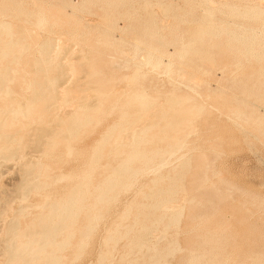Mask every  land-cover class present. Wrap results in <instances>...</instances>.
Instances as JSON below:
<instances>
[{
	"label": "rangeland",
	"instance_id": "374dc122",
	"mask_svg": "<svg viewBox=\"0 0 264 264\" xmlns=\"http://www.w3.org/2000/svg\"><path fill=\"white\" fill-rule=\"evenodd\" d=\"M145 1H147V0H0V10H2L1 12H3L4 14L5 13H8L7 15L5 14L6 16L3 13H0V18L2 17L3 20H4L3 21L2 18H1V21L2 22H6L7 21V23H8V21L11 22V24L9 23V25L11 26L12 31L15 30V33L17 32V34L19 35V38H22V37H25V36L27 37V35L29 34L28 35V38L30 40L28 38L27 39L29 41H32V42H29V41L26 42L25 41V38L26 37L24 39L22 38L23 39V42L25 41V43H26V44L23 43V44H25L24 46H25V50H26V55H24L25 52H23V53L20 52L19 55H18L20 59L18 58V60H17L20 63L17 62L16 65L15 64L14 65H11L13 67L10 68V70H13V71L16 70V72L14 71L16 75L13 72L9 71V73L11 75L10 77H11V79L14 80V82H13V80H9L7 82V86H8V88L10 90L12 89L11 92H12V94L13 93L15 94V95L13 94L14 97H17V99L23 100L24 98H26V97H28L29 95L32 94V91L30 89L27 88V91H26V84H27L26 83V79H28L29 76L31 78V76L33 75L32 71H33V68H34V63H35V61H37L39 59V58H37V56L39 57V55H40L39 52H38L39 51L38 48L40 49L41 44H43L44 41L46 39H48L47 36H49V39L52 37L53 42H54V45L55 46L58 45V47L57 46L56 47L58 49H60L59 44H57V43H60L59 41H61V39H62L63 36L67 37L66 34H68V37L70 36L69 37L70 39H68V37L67 38H64L63 37V39H62L61 42L64 41L66 44L62 43V44H64V46L62 44H60V45H62L61 46L62 48H64V47L67 48V50H66L67 57L65 59V56L66 55L63 53L65 55L63 57V55L61 53V54L57 55L58 58L55 57V59H54V60H56V58H57V60H56L57 63L56 62H53V63L59 65L60 60H61L60 57H61L62 58L61 62H64V63H62V64L60 63V64L65 67L63 69L66 70V73H68L67 75L68 76L70 75L71 83H72V81L75 82V85H74L73 90H75V89L76 90L75 91H72L68 96L70 97V95H71L70 98L75 99L77 97V93H74V92H78V94H79V92H81V90H79V89L80 88L82 89L83 87H85V85H82V83L83 84H86L88 81H91L92 79H93V82H90V83H93L92 86H95L96 85L95 86L96 88L102 90V92L99 93V95H101L103 93L102 94V97L101 96H98V100L99 101H97L98 103L101 101L100 103H101V107L103 109L101 108V110L99 112L100 114L98 113L99 115H97L98 117H96L97 120L95 119V121L93 122V125L90 124V125H87L88 127L86 126V127L82 128V130H81V132H80V134L78 136V139H77L78 141H75V142L73 141V143H72V154H74V155L71 154V156H73V158L69 155V157L72 158L71 160L70 159L69 160L66 159V158H68V156L67 155L65 156V154H66L65 147L59 145L56 148H50V149H48L47 151L49 152V150H50V152H49V154L48 153L46 154L47 156L46 155L42 156L40 154V153H44L45 154L47 152L46 149L44 151H42V152H38L37 153V155H38L37 157L38 158L36 156H34L36 154L34 150L28 149V150L25 151V155H24L25 158L24 159L22 158L23 160H20V161H17V162L14 161L15 163H13V165L17 164L18 162L20 164L22 162L29 161V160L36 161V159H37L39 161L41 159L40 160V163H42L43 166H46V164H47L46 167H48V169L50 171L49 173L51 175H53V176L54 175H61V176L64 175V176H66V174L69 173V172H70L69 174L75 173V176H78L79 175L78 176L79 178L78 177L77 178L80 181V179H81L80 177H81L82 173H84L83 172V169H84L83 167H86V165L89 167L88 164H90V163H86V159L89 160L88 157H90V156L93 155V152H94L93 149L94 148L97 149V147L100 148L102 146V140H103V137H104L103 134L106 135V137H107V133L105 134L104 131L109 132L110 130H108V128L109 129L113 128V126L116 125V122L122 124V121L124 120V118H123L124 115L121 112L123 110H125L127 112H124L123 111V113L125 115H126V113H128V115L125 116L126 117L125 118L126 122H124L125 124H122V125H127L126 123H128V121L129 122L130 121L132 122L133 121V118L135 119V117H138V116H136L137 113H138V110H139V109L137 110V108L139 107L140 109H142V107H140V104H138V103L139 102H142V101H139V102H136V103H131V106L129 107V105H127V103L129 104V98L131 99V97L128 96L130 93L133 95V96L132 95H130V96L134 97L133 91H135V94L142 93L144 91L145 93H143V94H145V97H147V95H149L148 97L151 96L153 98L152 99V98H148L147 97V101L150 99V100H154V102L157 103V104H153L154 102L152 101L151 104H153L154 107L156 106L158 108L161 105V104L158 105V103H162V105L164 104L163 107L166 105V108L167 109L169 108V106H167V101H168L167 99H169L171 96H172L171 98H174L173 97L174 96L173 94H176L175 95V98H176L177 95L179 96L180 99L185 97L184 98L185 100L182 101V108L185 109V111L187 109L188 110L189 109L190 110H195V109H193L194 107L200 108V107L204 106L205 108H204V110H202L201 113H196L195 112L196 114L194 115V117H192L193 116L192 114H191L192 116L191 115H188V117L186 116L187 118H185L183 116L186 119V120H184L183 123H185V121H187L186 123H188V124H184V126H183L182 123H181L182 126H180V128H178V130L174 129L175 130V133H174V130H170L174 134L177 133L176 135H173L170 131L168 133L167 130H161L160 129V126L165 125V124H163L164 123L163 120H160L159 121V122H161V124L159 125V128H156L155 127L156 130H157V132L155 131L156 134L158 133V129L161 130V131H159V134L160 133L161 134H165L164 131H166L168 133L169 137L166 138L165 136H167V135L165 134L164 137H163V139L164 138L165 139L170 138L171 140H168V141L169 142H171V141L173 142L172 139L175 138L174 141H177L179 139L178 141L184 142L183 140L181 141V139L184 138V140H185V143L184 144H185V146L187 144V146L186 147L183 146V147H185L184 148L185 150L184 149L183 150H180L181 152H179L178 155L175 158H171L170 159L171 160V163L172 162L173 163L177 162V163H175V164L172 163L171 164L170 162L167 161L166 164L168 163L169 165H166L165 164L167 166V167H164L165 169H163L164 164L162 166H160L161 164H158L157 166H160L159 169L162 168L163 171L160 173V172H158L159 169H157L158 171H156V172H158V173L155 172L154 174H152V175H155L156 174L157 176H160V177H161V175H163V177H165L167 175L166 173L170 172L168 174H171V171H172V173L174 172L173 170L176 171L173 174H175V175L177 174L176 175V179L177 180L180 179V181H177V180L176 181L177 182H180L181 185H180V183H177V192H176L177 194L176 193H173V194H176L175 196L173 194H169L168 193L171 196V202L172 203L170 202L167 207H170V204H172L171 206H173L174 203H175L174 206L176 204L181 205V207L184 206L183 207V210L181 208V210L183 211V215L180 217L179 225L178 224H175L174 225L175 227L176 226L177 227L179 226V227L178 228L177 227L176 228L175 227L173 228V225H172L171 227L173 229L172 228L169 229L170 226L167 223L170 222V221H168L170 219H168V220H166V219L169 218L168 217L169 215H171V214H169L170 212H168L170 210L167 211L166 209H155V205H156L157 202L153 198H151V197H153V193H154L155 189H158V191H159L160 188H163L162 186H165L166 185V186L169 187V184L166 181H168L170 179H168V180L165 179L163 182L161 181L162 183L160 182L159 184L158 183L155 184L152 180L155 178L154 179V181H155L157 178L159 179V177H155L156 176L155 175V176H153L154 178H152L151 172H149L150 175H148L149 173H147L148 172L147 171L145 173H147L148 176H146L145 173H144V174H142L140 176L139 179L137 178L134 181V183L132 182L134 184V187L133 188L131 187L133 185L132 184V185H129L131 188H128V187L126 188L127 190L129 189L128 191L125 190V192H124V191L121 190L122 192L121 191L118 192V194H119V196L117 194V198L118 199L115 197L116 201H115V199H114V201H112L111 207H108L109 208V211L108 212H105V210L107 211V207L106 206H110V203H108L109 205H104L105 206V207L103 206L104 208L102 207V208L98 209V207L97 208L94 207V209H93L92 208L93 207L92 205L94 203V198H91V196L88 197V199H91V200L87 201V203L90 202L89 205H91V207L88 206V208H89V209L87 208L88 209V212H85V214L84 213L81 214L78 217V220L76 218L77 221L74 220V223H77V224H74L73 225V229L71 228V230L72 231L74 230L75 235L73 236L74 238H71L70 241H69V246L67 247L68 248V251L65 248L66 251L64 250V251H62L63 253H61V252L59 253V255H61V257L62 256H65V258L62 257V261L61 262H64V264L66 262H67L66 264H143V263L144 264H149V263H151L154 260V259H152L154 256L160 255L162 257V259H161V263L162 264H190V263L191 264H195L193 262H198L197 264H200V261H201V264H203L205 260H206V262L207 261L209 262L211 259L215 258V253H216L217 254L216 256H218V257L215 258V259H213V260H211V262L215 260L214 261L215 264H217L219 261H221V262H219L218 264H220V263H222V264H225V263L226 264H240V263L241 264H250L251 262H253V264H257L258 262L260 263V261H261L260 264H264V103L260 102L261 100H263V102H264V80H262V77L264 78V74L263 75L262 74H259L260 72L264 71V68H263V70H260V69H262L261 67H262V63L264 61V56H262L263 59L261 58V60H262L261 63H260L261 60H258L259 62H256V61H254L256 59H253L252 57L251 58L253 59V61H252V59L250 61H247V60L250 59V57L247 56L249 59L246 58L245 55H248V54H246L243 51V49L242 50L240 49L241 47H244L243 46V43H240L239 42V46H238V41H237V44L236 43H232V42H235V40L233 41L228 36V39L231 42L230 43V42H228L229 40L227 41V35L221 34L222 36H218L219 39H218V37L217 38L215 37L216 43L221 40L220 41V45H218L219 43L218 44H215V41L213 40L214 37L212 38V36H206L204 38V40H206V43H208V44L210 43L209 44V49H208L209 51L207 53V56L206 57H203V60H202V57H199V56L197 58H195L196 60L194 59L195 61L193 60V62H191V64H190V66H192L191 69H190V66H189L188 67V70L190 69L189 71H191V70L194 71L193 73L191 71V73L194 74L195 76H197L196 74L199 75V73H201L202 71L205 72V70L206 71L208 70L210 72V74H208L209 72L207 71L206 73H204V75L207 74V76L205 75L204 78H209V81H208V79H206L207 81L206 80H203V76H202L203 75L202 74L203 72H202L201 75L198 76V77H200L201 80H203L202 81L203 84L201 82L202 85L200 84L198 87L192 88L191 90L190 89H187L188 87H186V86L188 84H185V82L183 83V81H184L183 79L184 78L182 79L180 77V74H181V76L183 75L182 74V71H181V69L183 67V63L178 58L179 57V53L178 52L182 48L181 45H184L185 46L186 43H187V41L189 43V41L192 39V37H191V39H189V37H190L189 35H191L189 33L192 32V31H194V32L197 31L198 27H196V25L197 26H198V24L200 25V23H198L197 20H198V18L203 17L201 15H203L202 14V11H203V13L205 12V9L206 8L204 7L205 9H203V6H205V5H203V6L201 5V2H202L201 0H199L200 3L197 0H193V1L196 2V4L193 5V7L195 6L194 7L195 10H196V7L198 6L197 11L194 13V9L191 6L192 5L191 3H193L192 0L185 1V2L183 0H176V1L175 0L174 1L173 0H164V2H161V4H160V1H163V0H159V1L153 0L154 3H152L153 2L152 0L151 1H148L147 3H145ZM171 1L178 2V4L175 3V5H176V7L178 5L181 8L180 11L183 12L182 15H184V13H185L184 11H186V10H187V12H190V7H191V11H193L192 12L193 13L192 16H190L189 13H187V12L185 14V17L182 16L181 15V12L179 11V8L177 7L178 10L176 11V13L174 11V14H173V11H170L169 13L166 14V15L169 14L168 17L166 16L168 18L167 19L166 17L164 18L165 14L162 11L161 12L164 15L162 16L161 13L159 14V11H158V9H156V7L153 8V9H155L153 11L151 8H149V7L146 6V5L151 4V3H152L151 5H156V3H157V5H161V6H164L166 4L165 7L173 6V10H176L177 8H175L174 3L171 2ZM233 1L234 0H231V2L229 0H226V3H225V1L223 2V0H221V2H220V0H217V1L215 0L214 1L215 3H214L213 6H215L216 3L219 2L218 5H216L217 8H218V6H219V8H221L220 6H222V5H223L222 6L223 8L225 6H226L225 8H227L229 4L233 3ZM170 2H171V5H170ZM18 3H22L23 5H21V4L19 5ZM33 3L35 4V6L37 8L34 7V4ZM197 3H198V5H197ZM59 4H61L62 6L59 5ZM67 4H74L75 5V9L72 12L73 14L71 12H70L71 14L69 12H68L69 14L68 13L63 14V12H66L63 6H65ZM199 4L202 6V9L201 10H199L201 8V6ZM14 5H16L18 7L14 6ZM10 6L11 7L14 6L12 8L15 11L14 13L11 10ZM19 6H21V7H19ZM49 6H51V8ZM142 6H144L143 7V10L141 8ZM15 7L17 9L18 8H24V9H18V10H20V12L23 13V14L21 13V15H23L25 17L19 15V16H21V18L20 17H19L20 19L19 18H16L17 22L15 21V19H13L18 14L17 13L18 10H16ZM26 7L28 9H25ZM33 7L35 8L34 10H33ZM38 8H40V12L38 11L39 12L38 13L39 15L37 14V11H35V10H39ZM182 8L184 9V11H182L183 10ZM242 8H240V9H242ZM4 9H7L8 12H6V10H4ZM31 9H32L33 12L31 11ZM147 9H148V11H147L148 13L146 12ZM224 9L221 8V9L215 11V16H216V13H218L217 15L219 16V18H216V20H215V18H213V22L214 21H216V22L220 21L219 19H220V16L221 15L219 13H221V11H222V13H224V12L225 13L226 12L228 13L229 12L227 9H226L227 11L224 10ZM21 10H23L24 12L21 11ZM155 11L157 12V14H154V13H156ZM27 12H28L29 15L31 14L30 15V20H29V15L27 14ZM41 12L46 17V18L43 17V20H44V18L47 19V20H46L45 24L42 25L44 28L41 26L42 28L41 27L38 28V29H40V31L38 29H36L37 30L36 31L34 29L37 28V26H40V25H37L36 26V24H38V22L36 21V19L37 18H41L43 16L41 14ZM9 13H12L14 15V16L13 15L12 16H9L10 18L13 17L12 18L13 20L8 19V15H10ZM15 13H17V14L15 15ZM33 13L35 14L34 16L36 18L35 19L36 22L31 21L32 19H34L33 15H32ZM60 13H62V14H60ZM170 14H171V16L172 15H177L179 19L178 18H174L173 16L171 17ZM194 14H195V16H194ZM26 15H28V16H26ZM150 15L152 16V18L154 17L153 19L152 18L151 19L153 21L155 19L156 21H154V23H157L160 28H158V26L156 24H154L152 20H149L148 17H151ZM222 15H224V14H222ZM227 15L228 14H226V16ZM51 16H52L53 19L50 18ZM65 16H66V18H65ZM103 16H105L106 18L103 17ZM179 16H182V18L180 19ZM226 16L224 15V17L225 18H228V19H224V18L222 19L223 16L221 17V20H225V22H226L225 23L223 21L224 23H222V24H224V25L226 24L227 25V23L230 22L229 23L230 25H227V28H224V27H226V25L225 26L222 25L223 27H221V29L223 28L222 30H224V29H229V30L232 29V30H234L232 27L230 28L228 26H231V24H232L231 20H235V18L233 19V17H231L229 15L227 17ZM6 17H7V19H6ZM58 17L61 20V22H59V23H58V21H60V20L58 19ZM22 18H23V21L24 22L22 21ZM24 18H27L28 21L26 19H24ZM68 18L74 21V24L75 25L73 27H71L72 25H70V27L72 29L69 27V24H73V21H69ZM147 18H148L150 24L148 23ZM236 19H238V18H236ZM20 20H21V22H20ZM37 20L40 21V19H37ZM65 20H68V21H65ZM180 20H182V21H180ZM195 20H196V22H195ZM240 20H242V19H240ZM41 21H42V18H41ZM186 21H189L190 23L189 22H186ZM199 21L201 22V18H200ZM236 21H234V26H235V24L236 25H238V24L241 25V21H240V23H238ZM242 21H243V23H242L243 25L246 24V26L249 25L248 28L251 27L252 24H250V23L247 24V22L244 21V20H242ZM30 22H31L32 25L29 24ZM49 22L51 24H49ZM52 22H53V24H56V25H53ZM62 22H65V23L67 22L66 25L68 24V26L65 27L66 25L65 26H64V24L62 25ZM221 22H218V24H221ZM33 23H34L35 26H33ZM46 23L49 24V25H47ZM120 23H122V24H120ZM147 23H148L149 26L147 25ZM163 23H165V25L162 26ZM195 23H197V24L195 25ZM59 24H61L63 26V28H62V26L59 27L58 26ZM113 24H114V26H112ZM151 24H153V25H151ZM27 25L28 26H32V28L31 27H27ZM44 25L47 26L46 28H48V29H45V26ZM214 25H216V23ZM50 26L51 27L55 26V27L51 28ZM104 26L108 30V37H106L107 35L104 32V31L107 32V30L104 29L105 28ZM232 26H233V24H232ZM56 27H57V29L59 28L58 30L60 32L55 29ZM148 27L149 28L152 27L154 29L153 31H155V29L157 28V30H156L157 33H155L156 32L155 31L154 34L152 33L153 35L149 34V32L151 33V29L152 28L149 29ZM200 27H199V29H200ZM237 27L235 28L234 31H236ZM241 27H242L241 29L244 30V27L245 26H242L241 25ZM29 28L31 30H34V31H32V32H34V34L32 32H30L31 30H28ZM60 28H62L63 30L65 28H66L65 30L68 29L66 31L67 33L64 34L65 33V30L63 31ZM164 28H165L166 31H165V34H163V35L161 34L162 36L160 35L161 38H164L163 40H161V38L157 34H158V32L159 33H162V31H164ZM42 29H44V30H42ZM99 29L102 30L103 32L99 31ZM144 29H146L145 30L146 32H144ZM147 29H149V30H147ZM167 29L168 30L170 29V30L167 32ZM217 29H220V25H219V27ZM241 29H237V30H240L241 31ZM22 30H24V31H22ZM26 30H27V32H26ZM79 30H80V33H78ZM110 30L111 31L114 30L115 33L114 32H109ZM53 31L54 32L56 31L55 34H57V32H58V34L55 36V34H52V33H54ZM68 31L70 32V34H69ZM74 31H76L81 36V38H83V37L85 38L84 35H86L87 37H89L90 42H94V41H95V43L96 42H99L98 44L96 43L98 46L97 45L96 46H93V43L88 42L89 39H87V41H83L86 38L85 39L83 38V40H82L83 42H81V40H79V42H77L76 40L79 39L80 36L78 34H77V36L73 35V34L76 33ZM85 31H87V32H85ZM98 31H99V34H97ZM134 31L136 32V34H135ZM40 32H41V34L38 36V34ZM42 32H43V34L45 36H43ZM45 32H47V33H45ZM48 32H50V33H48ZM61 32H62L63 35L61 34ZM83 32H84V35L82 34ZM133 32H134V34H133ZM137 32H139V33H137ZM142 32H144V33H142ZM173 32H174V34H173ZM85 33H87L89 36L87 34H85ZM102 33L105 35V37L103 36ZM145 33H148V36H153V37L152 38L151 37L150 38L149 37L148 38L147 37L145 38L144 36H147V34H145ZM17 34H13L14 39L17 38V36H18ZM59 34L62 37H60ZM142 34H144V35L142 36ZM3 35L0 34V36H2L3 38L4 37L6 38V35H4V36ZM15 35H17L16 38H15ZM30 35L32 36L31 38L29 37ZM156 35H157V38H158L157 41H156ZM192 35H194L193 32H192ZM73 36L76 37V38L78 36L79 37L75 40ZM132 36H133V39H132ZM2 37H1V39H3ZM96 37H98V40L99 41L96 40ZM7 38H6L7 41L10 40L9 39L10 38L9 36ZM57 38L60 39V40L57 41L58 40ZM186 38H187V40H186V43H185L184 40ZM1 39H0V41H1ZM130 39L131 40H134V41L135 40H138V42L139 41L142 42L141 40H143V43H140L139 42L140 49H138V50H141L143 48V50H141L139 52L136 51L135 50V44L137 43V41H135V44H134V42L131 41ZM147 39H148V41H147ZM210 39H211V41H210ZM6 40L4 42H6ZM178 40H180V41L177 43ZM40 41H43V43H41ZM158 41H160L161 43H162V41L165 42L166 43V46H168V49H167V47L165 46L164 43H163L164 46H162L160 43H158ZM226 41L229 44H232V46L233 45H236L233 48H235V47L237 48V46H238L239 48H237V49L239 51L237 52V50H232V47L230 49V46H228V43H224ZM76 42L79 45H77ZM86 42H88V43H86ZM146 42H148L151 46L153 44L154 49H152L153 48L152 47L151 50H150L149 49L150 48V45H148V43L146 44ZM155 42H156V49L157 50L155 49V45H154ZM3 43L0 42V47L3 45ZM27 43H28V45H27ZM103 43H104L105 46H103ZM39 44H40V46H37ZM123 44H124V47L125 48L127 47L126 50H125L124 47H123L124 49L123 48L121 49V47L123 46ZM128 44H129V46H128ZM131 44L134 45L133 46L134 48L132 47ZM141 44H142V46L146 45L145 47H147L150 52L147 51V53H144L143 51L147 50V48L142 47ZM176 44H178V45L180 44L179 45L180 49H179V47ZM224 44H225V46H224ZM241 44H242V46H240ZM65 45H67V46H65ZM160 45L162 46V50H161L160 47H158ZM215 45H216V49L214 50ZM29 46H30V49L27 50L29 48ZM36 46H37V48H36ZM75 46H77V47H75ZM217 46H219V47H217ZM129 47H132L131 48L132 50L134 49L133 50L134 51L133 53H130L132 51H131V49ZM176 47H178V50L179 51L177 49H174ZM72 48H74V50ZM87 48H89V49H87ZM158 48L160 49V52L161 51L164 52L162 55L165 54V56H164L163 59H165L167 57L165 59L166 61L162 59V61H161L162 64H160V67H158L157 70H156L155 67H149L147 65H143L145 67H141L142 69H140V71H142V73H141L142 76L140 77V80H141V78H142V80L141 81L139 79L137 80V81L140 82V84H139V82L137 83V81H136L137 84L134 83L135 85L132 84L134 86L131 85L132 87H134V89L136 88L137 91L134 90L132 87H128L131 84V83H129L130 81L128 79L136 71L135 70L136 69V65H140L139 62L141 63L142 60H144L146 58V56H147V55H144L145 58H142L141 56H143V54L141 52H143L144 54H148V52H149L148 56H153V55L155 56V55H158L160 53ZM255 48H256V50L257 49L259 50V51L257 50V52L261 53V55H264V51L261 52L263 50V49L261 50V47L259 48L258 46H256ZM35 49H37V50H35ZM90 49L91 50L94 49V51L93 50L90 51ZM83 50L85 52H83ZM87 50H88L89 53L87 52ZM122 50H124L126 53L123 52ZM127 50L128 51L130 50L129 53L127 52ZM155 50L158 51V52H156ZM172 50H174V52ZM231 50L233 52H231ZM74 51H77V52H74ZM118 51L123 52L122 55H120L121 53L118 52ZM176 51H177L178 54H176ZM27 52H28V54H27ZM72 52H73V55H72ZM95 52H97V53H95ZM154 52H156V54H153ZM209 52L210 53L212 52V53L210 54ZM240 52L241 53L243 52L242 53L243 56H242V54ZM79 53H80V55H78ZM127 53L129 55L131 54L130 55L131 57L129 56V60L127 59V56H128ZM136 53H139L140 60L137 59L139 57H138V55L136 56ZM140 53L142 55H140ZM167 53H168V56L169 57L167 56ZM173 53L175 55H177V56H173L174 55ZM239 53H240V56H239ZM27 55H29V57ZM72 56H73V58H72ZM81 56L84 57V58L89 59V61H91V59H93L91 61V62H94V66L92 67V71H93L92 73L93 74H91V73H89V75H88V73L86 74V72L84 71V69H86V68L84 67V63H83V61L85 59L84 58H81ZM90 56H92V57H90ZM133 56H134V58H132ZM170 56H171V59L169 61L168 59L170 58ZM21 57L23 59H21ZM34 57H36V58H34ZM214 57H215L216 60H214ZM1 58H2V56H0V60L3 59L2 61H0V64H1L0 65V70L3 69V68H5V67H7V65L9 64L8 63V61H9L8 58H6V59L5 58H2L1 59ZM24 58H26V59H24ZM74 58H76L77 60L79 58V60L78 61L77 60L71 61V59H74ZM176 58H178L179 62H178V60ZM244 58L247 59V60H245ZM63 59H65L66 61L63 60ZM80 59H84V60L81 61L83 64L80 63ZM131 59H136V60L134 61V60H131ZM197 59H198V61H197ZM76 61L79 62V63H74ZM125 61H126L127 64L125 63ZM137 61H139V62H137ZM163 61H164V63H163ZM239 61L240 62H243V63H241L243 66L242 65H238L240 63ZM65 62H66L67 65H64ZM171 62H174V63H172L173 66L171 65ZM176 62H178V63H176ZM4 63H5V65H4ZM69 63H71V64L74 63V65H69ZM167 63L170 65V67L172 66L171 69H174L175 71H177V69H178L179 71H177V72L179 74L177 72H175V71L173 72V70H172L171 72H172L173 75H171L170 74V71H169V70H171V69H169L170 68L169 65H168L169 68L167 67L168 69L165 67V65L167 66ZM175 63H176V66L178 64L177 67H175ZM54 64H52V66ZM196 64L198 66H200V67L201 66H203V67L205 66L204 69L205 68L206 69L203 70V67L197 69V65ZM61 65H59V66L61 67ZM77 65H78V67L80 69L79 72L77 71L79 69H76V71H77L76 72L75 71V68H74V71L73 72L70 71L71 74L72 73H75L76 74V77L74 78L73 76H75V75L73 74V76H72L71 74H69L68 69L69 70H72L73 68L71 66H77ZM92 65H93V63H92ZM133 65H135V67ZM161 65L164 68H166V69H164ZM236 65H238V66H236ZM82 66L84 67V69H83ZM235 66L238 67V68H240V67H242V68L236 71ZM263 66H264V64H263ZM54 67H55V65H54ZM78 67H76V68H78ZM148 67L151 68V69H149ZM193 67H195V68L193 69ZM20 68L21 69L23 68L22 69L23 71ZM144 68H146V69H144ZM160 68L164 69V71L166 70L165 73L166 72H169V74L166 73L167 74L166 75L164 73V71L161 70ZM143 69L144 70H147V73H150L151 75L146 74ZM154 69L157 72H159V73H157V72L155 73L154 72L155 71ZM150 70H152V71H150ZM160 70L163 71V72H160ZM195 70H196V74H195ZM26 71L28 72V74H27ZM94 71H95V75H94ZM143 71H144V73H143ZM17 72H19V73H17ZM29 73L31 75H29ZM51 73L53 74V72H51ZM77 73H79V74H77ZM17 74H21V76H22V74H24V77H25L24 80H25V82L23 81V79L21 80L23 82L19 81L21 83L20 85L22 87L21 86L19 87V82L16 81V80H20V77H18ZM81 74H83V76H81ZM143 74L146 75V76L149 75V77H147L148 80H147V78H145L146 80H144V75ZM14 75H15V77H14ZM174 75H178L177 76V80L178 81H176V76H174ZM90 76H92L93 78L90 77ZM120 76H122V77L124 76L125 77V78H123L124 80ZM166 76H169L171 78L172 77H175V78H172V79H174L172 81L171 78L169 79ZM259 76H261V77H259ZM32 77H34V76H32ZM22 78H23V76H22ZM30 78H29V80H30ZM85 78H86V80H85ZM260 78H261V81H260ZM256 79H258V81ZM180 80L182 81V83H181ZM84 81L86 83H84ZM125 81L128 82V83L126 82V86L128 87V89H126V86L124 85L125 84ZM142 81L145 82V83H147V85H145V83L143 84ZM175 81L177 83L179 82L180 84H183L184 86L179 85V84L177 85V83L175 84L174 83ZM259 82H260V84H259ZM15 84H17L18 87L15 88V86H16ZM80 85H82L83 87L80 86ZM136 85L137 86L140 85L138 87L141 90ZM141 85H143L144 87L141 88L142 87ZM144 88H145V90H142ZM198 88H200V89H198ZM194 90H195V92H194ZM191 91H193V93H191ZM158 93L161 94V95L159 96ZM72 94L73 95L76 94V96H73L72 97ZM168 94H170V95L168 96ZM165 95H167V96H165ZM261 95H263V96H261ZM80 96H81V99H80ZM80 96L78 95V97H77V100L78 101L76 99L75 100L72 99L73 101H71V99L68 98V102H70L71 104H74L73 106H77L78 107V105H80L78 103L79 102L81 103L82 102V99H83L82 98L83 95L81 94ZM127 96H128V98H126ZM153 96H155V98H160V101L158 102L157 99H156L157 100L156 101ZM187 96L188 97L190 96L191 98L190 97L188 98ZM164 98L165 99L167 98L166 99V104L163 103V101L165 100ZM179 98H177V99H179ZM186 98H188L189 100L190 99H192V100L189 101V102H187L188 99H186ZM258 98L260 100H258ZM1 99H0V108H2L3 105H4V103H5L3 97H1ZM79 99H80V101H79ZM115 100H117L118 102L120 101L119 103H117L116 108H114L115 106L113 107V105L116 104L115 102H117ZM121 100L124 101L123 103H126L125 104V107H128V110H130V111H128L127 108H124V105H121L122 104V101ZM104 101H106V102L110 101V102H108L106 104ZM147 101H146V104H150L149 103L150 101H148V103H147ZM102 102L104 103V106L106 104V107L109 104H113V105H109L106 108V107H103L102 106V104H103ZM143 102H144V100H143ZM143 102H142V104H143ZM185 102H187V103H185ZM67 103L65 104V107H63L64 110H62V108H61L64 104H62L61 107H59V105L56 106V107L57 108H60L62 111H65V108H66ZM70 103H69V105H71ZM132 104L133 105L135 104L134 105V108L132 107ZM119 105H121V106H119ZM144 105H145V103L143 105H141V106H144ZM197 105L198 106L201 105V106L198 107ZM73 106H70L69 107L70 109L67 107V109H66V112H68L67 114H71L70 112H72L71 110H73V108H74ZM56 107L53 106L51 108L50 113L52 111L58 110V109H55ZM111 107H112V109H110ZM156 107H155V109H156ZM119 108L120 109L123 108V110H121L120 112H118L119 111ZM135 108H136V115L134 116V115L131 114V112L133 114H135V112H134L135 111ZM75 109H78V108L75 107ZM133 109H134V111H133ZM160 109H162V108H160ZM164 109H165V107H164ZM167 109H165V110H167ZM61 110H60V112H62ZM69 110H70V112H69ZM156 110H159V108L156 109ZM77 111L78 110H76V111L74 110L72 112V114H74ZM238 111H239V113H238ZM56 112L58 114H56ZM56 112H52L50 114V115H52V114L56 115V116H54V115L49 116L50 119L47 118V116L49 115V113L44 114V113L40 112L41 114H43L42 115L43 118L40 117V115L38 113V116L37 117H36V114L34 115V117L31 116V118H29V122H28V119H25V118H21L20 117V119H19L20 121L17 120L16 122H13V124H11L9 126V128L7 129L6 132H8L11 135L13 133V135H16L17 138H20V135H21L22 138H24L27 141L29 139V141H30L31 139H34L35 138V136H34L35 135V132H38V130H39L40 127L41 128L42 127L44 128V127L49 126V124H47L49 122V120H50V124L51 123H54L53 125H55L56 124L55 122H58L59 121V118L63 117V114H61L58 111H56ZM62 113H64V112H62ZM138 114H140V113H138ZM170 114H172V113H170ZM121 115H122V117L119 118V116H121ZM197 115H198V117H197ZM127 116H129L128 121H127ZM130 117H132V118H130ZM56 118H58V119H56ZM98 118H99V120H98ZM103 118H105V119H103ZM122 118H123V120H122ZM37 119L40 120V121H38ZM42 119H43V121H42ZM100 119H102L101 120L102 122L100 121ZM188 119H190L191 121L188 120ZM18 121L20 122V125L21 126L17 123ZM33 121L35 122L34 125H32L34 123ZM258 121L262 122L263 124L262 123L260 124ZM36 122H37V124H36ZM189 122H192V123H189ZM233 122H235V123H233ZM256 122H257V124H256ZM27 124H29V125L31 124V125L30 126H27ZM94 124H96L97 126L94 125ZM13 125L16 126L15 129H14V126ZM190 125H192V126H190ZM94 126H96V128ZM33 130H35V131H33ZM153 130L154 129L152 128V131ZM16 131L19 133L18 135H17ZM28 131H29L30 134L28 133ZM89 132H90V135H88ZM91 132H92V134H91ZM155 132L152 133L151 132V129H150L149 131H147L144 134V137H146L147 139L149 138L148 140H151L153 137L154 138L156 137V136H153ZM110 133H111V131L108 133V135ZM181 133H183V134H181ZM25 134H28V136L25 135ZM81 135L84 136V138H80ZM100 135H102V136H100ZM162 136L163 135H161V138H162ZM100 137H102L101 142L99 140ZM106 137H104V138H106ZM156 138L160 140V138H158V137H156ZM156 138H155V140H157ZM95 140L97 141L96 143H95ZM152 140H151V143H152ZM166 141L167 140H165L163 142H166ZM168 141L166 142L167 145H166V143L161 142V145L159 143H157V145L158 144L159 145H158V147L157 146L156 147L157 148H160V150H163V147L169 146L168 145ZM155 142H158V141H155ZM173 143H175V142H173ZM99 144H101V146ZM111 144H112V146L114 148H117V146H118V145L117 146L116 145H113L114 144L113 141L111 142ZM153 144L156 145L154 142L152 144H149L150 146L148 145V143L145 145L146 147H150V148L152 146L151 149L148 148V151H150L149 153H152L155 150V149H153ZM169 144H171V143H169ZM95 145H97V146H95ZM145 146H144L143 150L146 149ZM92 147H94V148H92ZM108 147H109L110 150L108 149V151H107L106 148H108ZM124 147L126 149H128L126 146H124ZM156 147L154 146V148H156ZM157 148H156V150H159ZM121 149H123V148H121ZM126 149L124 151H126V153H127L130 148L128 150H126ZM75 150H76V152H74ZM115 150H117V149H115ZM103 151L108 153L109 151H113V150H112V148L109 145H107L104 148ZM26 152L27 153L30 152L31 155H29L30 153L27 154ZM104 152H103L104 155H102V156H105L106 155L105 157H107L109 155L108 156L109 157L108 159H110L111 157H113V154L116 153V151L115 152H110V154H107V153H104ZM60 154H61V156H60ZM182 154H184V156H186V155H188V156L184 157V156H182ZM123 155L125 156L126 154L123 153ZM123 155L121 156V154H120L118 156L116 155V158L114 157L116 159V163L117 164L114 163L115 162V159L114 158H113V160H114L113 163H111L113 161L112 159H110L112 161L109 160L110 164H112V165L114 164V166L111 165L112 167H110V164H108V162H107L108 159L105 158L107 160L106 161V160H104V157L101 160H104L105 162L101 161L100 164H101V166H104L105 164H103V163H106L109 166L108 165L107 166L105 165V166L106 167H110V169H111L113 167H116L117 165H119L122 162V160L125 158ZM180 155L184 158L183 161H182L181 158H179ZM82 156H84V157H82ZM119 156H121L122 158H119ZM189 157H190V159H189L190 160V163H187L186 165L190 164V167L188 165L187 166V169H186V165H185L184 161H185V159H188ZM177 158H178V160H177ZM118 160H119V162H117ZM189 160L188 161L186 160V161L189 162ZM64 161H67V162L65 164H63ZM156 161L159 162V160H156ZM180 161L182 163H184L185 170H183L184 169L183 167H182V169H179V168H181V165H182V163ZM82 162L83 163H86V165L85 164L84 165L82 164L83 166L79 167V165H81ZM87 162H89V161H87ZM6 163H5V165H8V166H5L2 169L6 170L7 169L6 167H9L10 166L9 168H11V170H6V174L5 175L1 174V172H0V199H1V197L3 198V199L0 200V202L2 201L6 205V207H7V208L5 207V209H6L5 211H4V208H3L4 206L3 207L1 206V208H3V209L0 208V247H2L3 246L2 244H4V242H3V241H5L4 238H7L8 237L7 233L5 234V230H7L6 227L9 224V220L11 222L12 219H13V216H15V215H12V214H14L13 212L18 209V206H19L20 209H21V206H22V209H24V208L26 209V210H24V213H23V210H22V213L21 212H18V214H17V211L19 209L15 213L19 217L20 230L21 231H24L25 229H27L26 227L31 226V224H33V223H35L37 221V219H36V218H38L37 216L40 217L41 215H44V214L47 213V209H45L44 211L42 210V208L40 209L41 205L43 203H45V201L42 200L43 198L45 199V197H46V195H45V197H43L45 193H47L49 195H51L50 193H52L53 195L56 194L58 196L64 195L62 199H61V197H58L56 195H54V196L52 195L53 197H48L49 195H47L48 202H55L53 199H55V200L58 199V200H56L58 202L59 201V198H60V201L66 199L67 196H65V194L68 195V193L74 188V186L79 183V182H77L78 180L76 181L77 178H75L72 175L73 176V180H69V181H71V182L76 181L77 183L76 182H74L75 184L70 183L71 184L70 187H68L66 185V183L68 184V182H69L66 179L65 180L67 182H65L63 180L61 183L60 182H57L56 184L54 183V185L51 183L52 185L51 184H48L47 186H49V187H46V189H44L43 191H41V192H34L35 194L34 193H31L30 196L28 197V199H25L24 200L22 198V200H24L23 203H22L21 198L17 197L18 198V201H16L17 200L16 198H14V197H16V195L14 196V188L16 189L17 188V185H20L18 182L20 181V179H19L20 177L19 176L21 174V168H20L19 164L13 166L11 161H9V164H8V162H6ZM100 164H99V166H100ZM136 164L138 165V163H136ZM178 164L180 166L179 168H178V166H176ZM61 165H62V167L60 168ZM101 166H100V169L102 168L103 170L102 171L101 170L100 171L99 170L98 171L96 170V173H95L94 177L97 176L96 178H98V179L96 180V178H94L95 180L93 179V181H94V182H92L93 184H95V183L97 184L96 181H99V178L101 179L99 181V183H101L102 179L103 178L105 179V177L107 176L106 172L108 173V175L110 174L109 173L110 169L106 171V170H104L105 167L103 168ZM55 167L56 168L59 167V169L61 171L58 170V169L56 170ZM88 167H86V169ZM174 167H176L178 170H176ZM78 168L82 170V173H81V170H79ZM171 168L173 170H171ZM2 169H1V171H2ZM53 169H55L56 171L53 170ZM70 169H71V171H70ZM86 169H84V171ZM78 170L80 171L79 173L77 172ZM186 170L188 172L190 170L191 171L189 173L186 172L187 173L186 174L185 173ZM103 171H105L104 174H103ZM4 172L5 171H2V173H4ZM99 172H101V173H99ZM100 174H103L104 176L103 175H100ZM159 174H161V175H159ZM99 175L102 176V177H100ZM171 175H170V178H175L173 175L172 176ZM168 176L169 175H167L166 178ZM69 177H70V175H69ZM71 179H72V177H71ZM16 180H17V182H16ZM169 182H171V181H169ZM150 183H152V184L154 183L153 185H155V186L158 184V186L160 185L159 186L160 188L159 187L154 188L155 186L152 185L153 188H154V190H152V189H150V187H152V186H148L147 187V185H151ZM164 183H165V185H164ZM70 184H68V185H70ZM93 184L91 186H93L94 189H95V187L98 184L97 185L96 184L93 185ZM178 186H180V187L183 186L184 187V188L181 187L183 190L185 189L183 191V193H181V190L182 189L180 188L181 189L180 190ZM11 187H13V189ZM93 187H90L89 188V192H92L91 188L93 189ZM145 187H147L148 189L145 188ZM6 188H8V190H6ZM67 188H68V190H67ZM69 188H72V189L69 190ZM142 188L144 190H142ZM164 188H163V190L166 192L167 188H165V189ZM10 189L13 190L12 193H11V196L12 197L11 196H8V194L7 195H4L6 192H8L10 194V192H11V191H9ZM1 191L3 192L2 194H1ZM4 191H6V192L4 193ZM48 191H50V192H48ZM149 191H151L152 193H150ZM164 191H163V193H164ZM142 192L146 196H142V197L139 196L140 193H141L140 195H143ZM157 192L155 191V193H157ZM178 192H179V194H178ZM36 193L37 194L39 193V194L37 195ZM149 193L152 196H150ZM185 193H187V194H185ZM166 194L167 193H164V195L168 197V194L167 195ZM184 194L187 195V196L188 195H190V196L186 197V196H184ZM180 195L181 196L182 195L184 196V199H183V204L185 203L184 205L183 204H179V201H180V203H182L181 199L183 198V196L181 197ZM39 196L40 197L42 196L43 198H41L39 200V198H40ZM179 196H180V199H179ZM138 197H140V199H137ZM146 197H147V199H146ZM185 197L187 198V200H185L186 199ZM191 197H194V198L196 197V198H195V200L194 199L191 200ZM7 198H8V200H7ZM143 198L146 199V201ZM173 198H174V200H172ZM175 198L176 199H179L178 202H176L177 200ZM49 199H51L53 201H50ZM13 200H14V204L12 202ZM136 200H138V201H136ZM149 200H151V201H149ZM189 200H190V203L191 204L190 203H188V204L186 203V201L189 202ZM6 202H7V204H6ZM27 202L29 204L31 203L29 205L30 206L29 207L30 209L27 208L28 207V203ZM138 202L141 203V205H139ZM3 203H2V205H4ZM20 203H22V205H18ZM37 203L39 205V208L36 209V207H38ZM10 205H13V206H10ZM135 205H136V207H138V209L135 208V210L133 209V211H132V208H134ZM178 205H176L175 207H178ZM23 206H24V208H23ZM140 206H142V207H140ZM145 206L149 208V210L147 208L148 212H147V210L145 208H143ZM139 207H140L141 211L143 210L142 213L146 211L145 212L146 215L142 214L143 216H141V211H140ZM90 208H92V210H90ZM170 208H172V207H170ZM87 209H86V211H87ZM136 209H137V213H136ZM144 209H145V211H144ZM152 209H154V210H152ZM40 210L43 211V212H41ZM97 210H99V213H97L98 212ZM150 210H152V211H150ZM29 211H31V212H29ZM90 211H92L93 213L90 212ZM100 211H101V214H100ZM125 211H127V212H125ZM157 211L160 212V215L165 216L163 218L166 220V222L164 221V219H163V222L160 220V219H162L161 218L162 216H160L159 215V212L157 213ZM163 211H165L166 214ZM4 212H7V214L4 213ZM38 212L40 214L41 213L42 214L40 215V214H38ZM123 212H124V214H122ZM154 212H156V213H154ZM184 212H186V213H184ZM19 213H20V215H19ZM89 213H91V214H94L95 213L94 215H98L99 214L102 217L104 216L103 217L104 220H103L102 217H100L99 219L101 220V222L98 221V223L97 222L95 223L97 225H96V227H94L95 228V231L92 232L90 234V237L88 238L89 242L87 241V238L84 240V243L86 242L85 243L86 245H84L85 248L83 246L84 249H82L83 250V255H82L81 254L82 251H80L81 250V246L79 247V245L81 244V241H80L81 240V236H80L79 233L87 225V222H89V221H87V218H88ZM134 213L136 215H134ZM151 213L154 214V215H151ZM91 214L89 215V217L90 216H93ZM131 214L133 215V217H132ZM167 214H169V215H167ZM24 215H25V218H23ZM26 215H29V216H26ZM148 215L149 216H152V217H150V219H151L150 222L153 223V222L156 221L155 223L161 222L162 224L159 223V225H158V223H157L158 226L156 224L154 225L155 227L153 226V230H154L155 236L151 237V239H153L152 241H155L156 240V242L154 243L152 241H149L143 247L142 245H138L137 242H140L141 235H142L141 232H142V225L143 224H142L141 221L144 219L143 217H145V216H147V218L149 219ZM154 216H156V218H158V216H160V219L158 218V219L155 220V217ZM7 217L8 218L12 217V218L8 219ZM33 217H35V218H33ZM134 217H136V219ZM138 217L140 218L139 220H137ZM153 217H154V219L152 221V218ZM118 218H122V220L126 221L127 223H125V222H123V223L121 222L120 223L119 220L121 221V219H118ZM182 218H184V219L181 220ZM200 218H201V220H200ZM145 219H146V217H145ZM148 219H146L145 222L146 221L149 222ZM130 220H132V221L134 220L135 222L134 221L131 222ZM197 220H198L199 223L202 220H205L204 222H207V223L206 224L205 223L203 224V221H202V224L200 223L201 224L200 225L199 223H197ZM115 221H116V223H115ZM128 221H129V223H128ZM137 221L138 222L140 221L141 224L139 223L140 224L139 225L137 223ZM25 222H27V223H25ZM143 223H144V221H143ZM83 224L85 225L84 227H83ZM132 224H133L134 227H132ZM163 224L168 225L167 226L168 229L166 228V230H165L164 228H165L166 225L164 226ZM161 226H163V227H161ZM118 227H119V229H118ZM114 228H116V229H114ZM123 228H124V230H123ZM163 229L165 231H163ZM131 231L134 232V233H132ZM137 231H139V232H137ZM158 231L159 232L160 231H163V232H160L159 233ZM154 233H153V235H154ZM157 233H159V234H157ZM220 234H221L222 237L220 236ZM4 235H6V237ZM210 235H212V236L215 235L217 237L219 235V237H221V240H219V238H217V237H216V239H217L216 240L215 239V236L214 237H212V236L210 237ZM65 236H66V234H63L62 236H60L58 238V240H61V238L64 239ZM203 236L204 237L206 236L205 237L206 239L208 238V240H206L204 238L205 239V243H204ZM156 237H160L159 238L160 240L158 238L156 239ZM197 237H198V239H197ZM223 237H225L224 240H222ZM70 242L71 243H74V244H70ZM174 242L176 243V245H175ZM87 243H88V245H87ZM161 243H163V244L161 245ZM209 243L210 244L212 243V244L210 245ZM157 245H159L158 248H157ZM71 246H74V247H71ZM207 246H208V249L210 250V255L208 254L206 256V253L209 252L207 250ZM209 246L212 247V248H210ZM214 246H216V247H214ZM78 247H79V251L81 253L80 252L76 253L78 250L76 252H74ZM111 247H112V249H111ZM147 247L149 248L150 251L146 250ZM200 247H203V248L200 250ZM154 248H155V250L157 252L154 250ZM197 248L199 250H197ZM177 249H179V253H177L178 252ZM181 249H182V251H181ZM212 249L214 251L216 250V252L214 253V251H211ZM164 250H167V251L164 252ZM202 250L205 251L203 253V255L205 254L204 255V258H205L204 261L199 257L200 255L202 257V253H201ZM206 250H207V252H206ZM107 251H109V252H107ZM197 251H199V252H197ZM221 251H222V254H221L222 257H219V256H221L220 255ZM172 252H173V255L171 254ZM211 252H212V254H211ZM160 253L164 255V258H163V255H161ZM164 253L166 254V256H165ZM69 254H72V257ZM66 255H67V258H66ZM73 255H74L75 258H73ZM81 256H82V258H81ZM99 256H101V257L99 258ZM0 258H1V256H0ZM219 258L220 259L221 258H224L223 259L224 261L222 259L220 260ZM148 259H150V260H148ZM197 259H198V261H197ZM1 260H2V262H1ZM3 260L4 259H0V264H4L5 261H3ZM70 260H74V261L72 262ZM132 261L134 263H132ZM142 261H143V263H141ZM147 261H148V263H147ZM208 262H207V264H208ZM214 263L212 262V264H214ZM204 264H206V263H204ZM209 264H210V262H209Z\"/></svg>",
	"mask_w": 264,
	"mask_h": 264
},
{
	"label": "bare ground",
	"instance_id": "6f19581e",
	"mask_svg": "<svg viewBox=\"0 0 264 264\" xmlns=\"http://www.w3.org/2000/svg\"><path fill=\"white\" fill-rule=\"evenodd\" d=\"M148 1H151V0H147V1H145V3H147ZM153 1V0H152ZM156 1H159V0H156ZM174 1V0H173ZM173 1H171V2H173ZM176 1V0H175ZM184 2L185 1H189V0H183ZM193 1V0H192ZM197 1H199V0H197ZM202 2H201V5L203 6V5H205V6H203V9H205V12L203 13V11H202V14L203 15H201V16H203V17H200L201 18V22L199 21L200 20V18H198V23H200V25L198 24V26L196 25L197 23H195V25H196V27H198V29H199V27H200V29L198 30L197 28V33L196 32H194V31H192L193 33H194V35H192V32H188L189 34H191V35H189L188 37H189V39H191V37H192V39L189 41V43H188V41H187V43H186V40H187V38L184 40L185 41V43H186V45L184 46V45H181L182 46V48H181V50L179 51L178 50V47H179V45L178 44H176L178 47H176V48H174V49H177L179 52V59L182 61V63H183V67H182V69H181V71H182V76H181V74H180V77L184 80L183 81V83L185 82V84H188L186 87H188L187 89H192V88H195V87H198L200 84H201V82L203 81V80H206V79H208V81H209V78H204V76L206 75L207 76V74H205L204 75V73H206L207 71L204 69V67L203 66H198L197 64V69L198 68H202L203 67V70H205V72H201L203 75V80H201V78L200 77H198V76H200L201 75V73H199V75L198 74H196V70H195V74L197 75V76H195L194 74H192L194 71H192V73H191V71H189L190 69H191V67L192 66H190V64H191V62H193V60L195 59V58H197L198 56L199 57H202V60H203V57H206L207 56V53H208V49H209V44L208 43H206V40H204V38L206 37V36H212V38L214 37V41H215V44H218V45H220V41H218L217 43H216V39H215V37L217 38L218 36H222L221 34H224V35H227V41L229 40L228 39V36L230 37V39H232L233 41L235 40V42H232V43H236L237 44V41H238V46H239V42L240 43H243V46L244 47H241L240 49L242 50L243 49V51L246 53V54H248V55H245L246 56V58H248V57H250V59L249 60H247V59H245V60H247V61H250L252 58L253 59H256V60H254V61H256V62H259L258 60H261V58L263 59V57L262 56H264V55H261V53H259V52H257V50H256V46H258L259 48L261 47V52H263L264 51V0H234L233 1V3H231V4H229L228 5V7L227 8H225L226 6V0H223V2L225 1V9L222 7V6H220L222 9H224V10H228L229 12L227 13H225L224 11V13H222V11H221V13H219L221 16H220V21H218V22H221V24H218V22H216V21H214L213 22V18H215V20H216V18H219V16L217 15L218 13H216V16H215V11L216 10H219V9H221V8H219V6H218V8H217V6L216 5H218V3H216V5L215 6H213L214 5V1L213 0H201ZM217 1V0H216ZM230 2H231V0H229ZM161 2H164V0L163 1H160V4H161ZM171 2H170V5H171ZM195 1H193V3H191L192 5V8L194 9V13L197 11V8H198V6L196 7V10H195V6L193 7V5L194 4H196V2L194 3ZM220 2H221V0H220ZM222 2V3H223ZM144 3V4H145ZM152 3H154V1L152 2ZM151 3V4H152ZM156 3V2H155ZM174 3V5H175V3L176 4H178V2H173ZM188 3V2H187ZM199 3H200V1H199ZM203 3V4H202ZM19 5L21 4V5H23L22 3H18ZM34 4V3H33ZM142 4V3H141ZM151 4H148V5H146L147 7H149V8H151L153 11L155 10V9H153L154 7H156V9H158V11H159V14L161 13V15L163 16L164 14H165V16H164V18L167 16L168 17V15H166L167 13H169L170 11H173V14H174V11H175V13H176V11L178 10V8H179V11H180V7L177 5V7H176V5H175V8H177L176 10H173V6H168V7H165L166 6V4L164 5V6H161V5H157V3H156V5H151ZM164 4V3H163ZM162 4V5H163ZM228 4V3H227ZM51 5V4H50ZM59 5H61V4H59ZM197 5H198V3H197ZM200 5V4H199ZM200 5V6H201ZM221 5V4H220ZM14 6H16V5H14ZM13 6V7H14ZM62 6V5H61ZM199 6V7H200ZM202 6H201V8L199 9V10H201L202 9ZM244 6V7H243ZM13 7H11L10 6V8H11V10L13 11V13L15 12L14 11V9H12ZM16 7H18V6H16ZM15 7V9L16 10H18V9H24V8H16ZM19 7H21V6H19ZM34 7H36L35 6V4H34ZM33 7V10L35 9ZM50 8H51V6H49ZM64 7V9H65V11L66 12H63V14H65V13H72L73 11H74V9H75V5L74 4H67V5H65V6H63ZM143 7L144 6H142L141 8H142V10H143ZM205 7V8H204ZM244 9H243V8ZM37 8V7H36ZM146 8V7H145ZM144 8V9H145ZM240 8H242V9H240ZM25 9H28L27 7L25 8ZM39 10H35V11H37V14L40 12V8H38ZM43 9V8H42ZM160 9V10H159ZM183 9V8H182ZM192 9V10H193ZM4 10H6V12H8V10L7 9H4ZM60 10V9H59ZM62 10V9H61ZM226 10V11H227ZM2 10H0V13H3V12H1ZM21 11H23V10H21ZM26 11V10H25ZM31 11H32V9H31ZM39 11V12H38ZM42 11V10H41ZM148 11V9L146 10V12ZM164 13V14H162V12ZM182 11H184V9L182 10ZM5 12V11H4ZM11 12V11H10ZM24 12V11H23ZM33 12V11H32ZM48 12V11H47ZM156 12V11H155ZM181 12V11H180ZM185 13H184V15H182V13L183 12H181V15L182 16H184L185 17V14H186V12H187V10L186 11H184ZM193 11H191V7H190V12H187V13H189V15L190 16H192V13ZM214 12V13H213ZM218 12V11H217ZM18 13V14H17ZM17 13H15V15H16V17H12L13 19H15V21L17 22V20H16V18H21V16H23V15H21V13L22 12H20V10H18L17 11ZM30 13V12H29ZM36 13V12H35ZM68 13V14H69ZM70 13V14H71ZM97 13V12H96ZM148 13V12H147ZM150 13V12H149ZM4 14V13H3ZM6 15L8 14V13H5ZM4 14V15H5ZM10 15H8V19H10V20H13L12 18H10L9 16H12L13 14L12 13H9ZM23 14V13H22ZM27 14H28V12H27ZM36 14V15H37ZM41 14L43 15V13L41 12ZM40 14V15H41ZM50 14V13H49ZM60 14H62V13H60ZM59 14V15H60ZM73 14V13H72ZM154 14H157V12L156 13H154ZM214 14V15H213ZM222 14H224L225 16H226V14H228L229 16H231V17H233V19L235 18V20H231V22H232V24H233V26H232V24H231V26H228V27H232L234 30H235V28L237 27V29H241L242 27H241V25L242 26H245L244 27V30H242L241 29V31L240 30H237L236 29V31H234V30H229V29H224V30H222L221 29V27H223L222 25H224V24H222V23H224L225 22V20H221V17H222V19L224 18V19H228V18H225L224 17V15H222ZM5 15V16H6ZM19 15H21V16H19ZM29 15V14H28ZM28 15H26V16H28ZM31 15V14H30ZM30 15H29V20H30ZM33 15V17H34V19H32L31 21H34V22H38V24H36V26L37 25H40V26H37V28H35L34 30H36V29H38V28H40L43 24H45V22H46V20L47 19H45L46 17H45V15H43L41 18H42V21H41V18H37V19H40V21H38L36 18H35V14L33 13L32 14ZM39 15V14H38ZM103 15V14H102ZM101 15V16H102ZM147 15V14H146ZM145 15V16H146ZM149 15V14H148ZM152 15V14H151ZM150 15V16H151ZM227 15V16H228ZM3 16V15H2ZM4 16V17H5ZM14 16V15H13ZM18 16V17H17ZM63 16V15H62ZM67 16V15H66ZM66 16H65V18H66ZM100 16V15H99ZM128 16V15H127ZM170 16H171V14H170ZM174 18H178V16L177 15H172ZM171 16V17H172ZM182 16H179L180 17V19L182 18ZM194 16H195V14H194ZM215 16V17H214ZM218 16V17H217ZM226 16V17H227ZM23 17H25V16H23ZM32 17V18H33ZM37 17V16H36ZM40 17V16H39ZM43 17H45L44 18V20H43ZM85 17V16H84ZM103 17H105V16H103ZM102 17V18H103ZM156 17V16H155ZM166 17V18H167ZM183 17V18H184ZM2 18V17H1ZM1 18H0V21H1ZM19 18V19H20ZM50 18H52V16L50 17ZM73 18V17H72ZM106 18V17H105ZM130 18V17H129ZM149 18V20H152L153 18H152V16L151 17H148ZM148 18H147V21H148V23H149V20H148ZM152 18V19H151ZM170 18V17H169ZM230 18V17H229ZM236 18H238V19H236ZM6 19H7V17H6ZM18 19V20H19ZM24 19H26L27 20V18H24ZM35 19H36V21H35ZM53 19V18H52ZM58 19H59V17H58ZM57 19V20H58ZM69 19V18H68ZM85 19V18H84ZM168 19V18H167ZM179 19V18H178ZM186 19V18H185ZM231 19V18H230ZM240 19H242V20H244V21H246L247 22V24H252L251 25V27H249L248 28V26H246V24L245 25H243L242 23H243V21L242 20H240ZM2 20H3V18H2ZM60 20V19H59ZM83 20V19H82ZM102 20V19H101ZM100 20V21H101ZM218 20V19H217ZM237 20V21H236ZM239 20V21H238ZM4 21V20H3ZM22 21H23V18H22ZM28 21V20H27ZM50 21V20H49ZM56 21V20H55ZM65 21H68V20H65ZM69 21H73V20H71V19H69ZM130 21V20H129ZM153 21V20H152ZM151 21V22H152ZM154 21H156L155 19H154ZM154 21H153V23H154ZM163 21V20H162ZM180 21H182V20H180ZM185 21V20H184ZM193 21V20H192ZM224 21V22H223ZM228 21V20H227ZM234 21H236V22H238V23H240V21H241V25L240 24H238V25H236L235 24V26H234ZM20 22H21V20H20ZM24 22V21H23ZM51 22V21H50ZM49 22V24H51ZM59 22H61V20L60 21H58V23ZM164 22V21H163ZM186 22H189V21H186ZM194 22V21H193ZM195 22H196V20H195ZM235 22V23H236ZM9 23L11 24V22H9L8 21V23H7V21L6 22H0V34L1 35H6V38L9 36L10 38V40H6V38L4 39L2 36H0V39H1V37L3 38V39H1V43H3L5 40H6V42H4L3 43V45L0 47V56H2V58H8V65H7V67H5V68H3V69H1L0 70V99H1V97H3V99H4V101H5V103H4V105H3V107L2 108H0V172H1V174H3V175H5L6 174V170H11V168H9V167H6L7 169L6 170H4V169H2V168H4L5 166H8V165H5V163L6 162H8V164H9V161H11L12 162V165H13V163H15L14 161H20V160H23L24 158H25V151L26 150H28V149H32V150H34L35 151V155L34 156H38L37 155V153L38 152H42V151H44L45 149H46V151L48 150V149H50V148H56V147H58L59 145H61V146H64L65 147V151H66V154H65V156L67 155L68 156V158H66V159H72L73 158V156H71V154H72V143H73V141L75 142V141H78L77 139H78V136H79V134H80V132H81V130H82V128H84V127H86L87 125H90V124H92L93 125V122L95 121V119H96V117H98L97 115H99L100 113V110H101V101L98 103L97 101H99L98 100V96H101L102 97V94L101 95H99V93H101L102 92V90L101 89H98V88H96L95 86H92V84L93 83H90V82H93V77L92 76H90V77H92L91 79V81H88L87 83L84 81V83H86V84H83L82 83V85H85V87H83L82 85H80V86H82L83 88L81 89H79V90H81V92H79V94H78V92H74V93H77V97H78V95L80 96L81 94L83 95V99H82V102L80 103H78V104H80V105H78V107L77 106H73L74 104H71L70 102H68V98H70L71 97V95H70V97L68 96L72 91H75V90H73V88H74V85H75V82L74 81H72V83H71V80H70V75L68 76L67 74L68 73H66V70L65 69H63V68H65L63 65H61L62 63H64V62H61V60H62V58L60 57V63H59V65H61V67L59 66V65H57V64H54L53 62H56L57 63V58H58V56L57 55H59V54H61L62 53V55H63V57L65 56V59H66V57H67V54H66V50H67V48L66 47H64V48H62L61 46L63 45L64 46V44H66L64 41L63 42H61L62 41V39H63V37L64 38H67L68 37V34H66L67 32V30H65V33L64 34H66L67 35V37H65V36H60V34H59V36L60 37H62V39H61V41H59L60 39H56L57 41H59L60 43H57V44H59V47H60V49H58L57 47H58V45H54V42H53V39H52V37L49 39V36H47L48 37V39H46L45 41H44V43H43V41H40L41 43H43V44H41V46H40V44L39 45H37V46H40V49L38 48V52H39V57L37 56V58H39L37 61H35V63H34V68H33V71H32V73H33V75L32 76H34V77H32L31 76V78L33 79H31L30 78V76L29 75H31L30 73H29V78H30V80H29V78L28 79H26V91H27V88L28 89H30L31 91H32V94L31 95H29L28 97H26V98H24L23 100H20V99H17V97H14V95L12 94V89L10 90L9 88H8V86H7V82L9 81V80H13V79H11V75H10V73H9V71H11V72H13L14 74H15V72H16V70H10V68H12L13 66H11V65H16V63L17 62H19V61H17L18 60V58H19V53L20 52H25L24 53V55H26V50H25V41L27 42V41H29L30 39L28 38V35H27V37L25 38V37H22L23 39L25 38V41L23 42V39L22 38H19V35L17 34V32L15 33V30L14 31H12V28H11V26L9 25ZM15 23V22H14ZM13 23V24H14ZM27 23V22H26ZM48 23V22H47ZM46 23V24H47ZM57 23V24H58ZM67 23V22H66ZM66 23L65 22H62V25L64 24V26L66 25ZM70 23V22H69ZM148 23H147V25H148ZM162 23V22H161ZM184 23V22H183ZM190 23V22H189ZM216 23V25H214ZM226 23V22H225ZM230 22H228L227 23V25H230L229 24ZM19 24V23H18ZM17 24V25H18ZM24 24V23H23ZM22 24V25H23ZM29 24H31V22L29 23ZM49 24H47V25H49ZM52 24H53V22H52ZM120 24H122V23H120ZM150 24V23H149ZM154 24H156L157 26H158V24L157 23H154ZM26 25V24H25ZM24 25V26H25ZM32 25V24H31ZM53 25H56V24H53ZM61 24H59L58 26L60 27V26H62ZM70 25H72L71 27H73L75 24H74V21H73V24H69V27H70ZM151 25H153V24H151ZM163 25H165V23H163L162 24V26ZM167 25V24H166ZM219 25H220V29H217L218 27H219ZM226 25V24H225ZM224 25V26H225ZM227 25H226V27H224V28H227ZM33 26H35L34 25V23H33ZM45 26V25H44ZM57 26V27H58ZM68 26V24L65 26V27H67ZM102 26V25H101ZM112 26H114V24L112 25ZM149 26V25H148ZM155 26V25H154ZM161 26V27H162ZM216 26V27H215ZM240 26V27H239ZM27 27H31L32 28V26H28L27 25ZM43 27V26H42ZM41 27V28H42ZM47 26H45V29H48V28H46ZM51 27V26H50ZM53 27H55V26H53ZM53 27H51V28H53ZM57 27L55 28L56 30H58L57 29ZM68 27V28H69ZM70 27V28H71ZM105 27V26H104ZM235 27V28H234ZM44 28V27H43ZM62 28H63V26H62ZM62 28H60V29H62ZM109 28V27H108ZM149 28V27H148ZM150 28H152V27H150ZM149 28V29H150ZM158 28H160L159 26H158ZM168 28V27H167ZM72 29V28H71ZM104 29H106L107 30V28L105 27ZM149 29H147V30H149ZM246 29V30H245ZM25 30V29H24ZM24 30H22V31H24ZM28 30H31L30 28L28 29ZM34 30H31L30 32H32V31H34ZM39 31H40V29H38ZM42 30H44V29H42ZM54 30V29H53ZM63 30V29H62ZM61 30V31H62ZM63 30V31H64ZM112 30V29H111ZM109 31V32H114V30L113 31ZM146 29H144V32H146L145 31ZM154 29L152 28L151 29V33L149 32V34H151V35H153L154 34V32L157 30V28L155 29V31H153ZM163 30V29H162ZM170 30V29H169ZM168 29H167V32L169 31ZM173 30V29H172ZM37 31V30H36ZM35 31V32H36ZM50 31V30H49ZM59 31V30H58ZM99 31H101V32H103L102 30H100L99 29ZM99 31H98V33L97 34H99ZM136 31V30H135ZM134 31V32H135ZM165 28H164V31H162V33H159L158 32V36L161 38V36L163 35V34H165ZM14 32V33H13ZM26 32H27V30H26ZM44 32V31H43ZM43 32H42V34H43ZM54 32V31H53ZM56 32V31H55ZM55 32L54 33H52V34H55ZM60 32V31H59ZM69 32V31H68ZM74 32H76V31H74ZM82 32V31H81ZM85 32H87V31H85ZM105 33H106V37H108V30H107V32L106 31H104ZM134 32H133V34H134ZM144 32H142V33H144ZM161 32V31H160ZM164 32V33H163ZM166 32V33H167ZM178 32V31H177ZM25 33V32H24ZM23 33V34H24ZM33 34H34V32H32ZM37 33V32H36ZM45 33H47V32H45ZM48 33H50V32H48ZM78 33H80V30H79V32ZM77 32L75 33V34H73V35H75V36H77V34H78ZM115 33V32H114ZM137 33H139V32H137ZM153 33V34H152ZM155 33H157V31L155 32ZM13 34H17V35H15V38H16V36H17V38L16 39H14V37H13ZM20 34V33H19ZM41 34V32L38 34V36ZM51 34V35H52ZM57 34H58V32H57ZM57 34H55V36L57 35ZM61 34H62V32H61ZM69 34H70V32H69ZM83 35H84V32L82 33ZM81 34V35H82ZM85 34H87V33H85ZM103 34V33H102ZM111 34V33H110ZM132 34V35H133ZM135 34H136V32H135ZM145 34H147V36H144L145 38L147 37H153V36H148V33H145ZM162 34V35H161ZM171 34V33H170ZM173 34H174V32H173ZM3 35V36H4ZM63 35V34H62ZM79 35V34H78ZM88 35V34H87ZM144 34H142V36H143ZM157 35H156V41H157ZM161 35V36H160ZM43 36H45L44 34H43ZM58 36V37H59ZM80 36V35H79ZM78 36V37H79ZM85 36V40H83V38H81V36H80V38L79 39H77L76 37H74V39L77 41V42H79V40H81V42H83V41H87V39H89V37H87L86 35H84ZM89 36V35H88ZM98 36V35H97ZM103 36L105 37V35L103 34ZM136 36V35H135ZM21 37V36H20ZM30 38L32 37L31 35L29 36ZM70 37V36H69ZM68 37V39H70ZM72 37V36H71ZM100 37V36H99ZM155 37V36H154ZM29 40H28V39ZM40 38V37H39ZM45 38V37H44ZM144 38V39H145ZM211 38V39H212ZM8 39V38H7ZM27 39V40H26ZM41 39V38H40ZM95 39V38H94ZM132 39H133V36H132ZM164 38H161V40H163ZM211 39H210V41H211ZM218 39H219V37H218ZM225 39V38H224ZM83 40V41H82ZM93 40V39H92ZM96 40H98V37H96ZM131 40V39H130ZM141 40V39H140ZM152 40V39H151ZM150 40V41H151ZM160 40V41H161ZM231 40V41H232ZM56 41V42H57ZM67 41V40H66ZM99 41V40H98ZM131 41H133L134 42V44H135V41H137V43L135 44V50L136 51H141V50H143V48L141 49V50H138V49H140V44H139V42H138V40H131ZM142 42H140V43H143V40H141ZM147 41H148V39H147ZM149 41V42H150ZM153 41V40H152ZM160 41H158V43H160L162 46H164L163 45V43L165 44V46H166V43L165 42H163L162 41V43L160 42ZM180 40H178L177 41V43L179 42ZM225 41V40H224ZM224 42V43H228V42H230V40L228 41V42ZM29 42H32V41H29ZM68 42V41H67ZM71 42V41H70ZM74 42V41H73ZM77 42H76V44H77ZM80 42V43H81ZM88 42H90V39H89V41ZM88 42H86V43H88ZM126 42V41H125ZM130 42V41H129ZM128 42V43H129ZM154 42V41H153ZM23 43H25V44H23ZM62 43H64V44H62ZM72 43V42H71ZM90 43H93V46H96L99 42H96L95 43V41L94 42H90ZM109 43V42H108ZM127 43V42H126ZM125 43V44H126ZM148 42H146V44H147ZM151 43V42H150ZM157 43V44H158ZM168 43V42H167ZM231 43V42H230ZM60 44H62V45H60ZM74 44V43H73ZM130 44V43H129ZM129 44H128V46H129ZM27 45H28V43H27ZM68 45V44H67ZM67 45H65V46H67ZM77 45H79V44H77ZM108 45V44H107ZM132 45V44H131ZM130 45V46H131ZM148 45H150L149 43H148ZM155 49H156V42H155ZM158 46V47H160L161 48V50H162V46ZM168 45V44H167ZM222 45V44H221ZM227 45V44H226ZM37 46H36V48H37ZM98 46V45H97ZM103 46H105L104 45V43H103ZM134 45H132V47H133ZM141 46H142V44H141ZM146 45H144V46H142V47H144V48H147V47H145ZM224 46H225V44H224ZM228 46H230V49H231V47H232V50H237V52L239 51L237 48H239L238 46H237V48L235 47V48H233L234 46H236V45H233L232 46V44H229L228 43ZM240 46H242V44L240 45ZM28 47V46H27ZM75 47H77V46H75ZM124 47V44H123V46L121 47V49ZM132 47H129L130 49L132 48ZM153 47V48H152ZM167 47V49H168V46H166ZM217 47H219V46H217ZM58 50H57V49ZM125 48V47H124ZM123 48V49H124ZM127 48V47H126ZM126 48H125V50H126ZM134 48V47H133ZM151 48L152 49H154V46H153V44H152V46L150 45V50H151ZM30 49V46H29V48L27 49V50H29ZM73 50H74V48H72ZM87 49H89V48H87ZM159 49V48H158ZM164 49V48H163ZM179 49H180V47H179ZM213 49V48H212ZM216 49V45H215V48H214V50ZM25 50V51H24ZM35 50H37V49H35ZM93 51H94V49H92ZM91 49H90V51H92ZM134 50V49H133ZM132 49H131V51L132 52H130V53H133L134 51H133ZM145 50V49H144ZM157 50V49H156ZM155 50V51H156ZM213 50V51H214ZM231 50V52H233ZM240 50V51H241ZM123 52H125L124 50H122ZM130 51V50H129ZM129 51L127 50V52L129 53ZM146 51V52H145ZM145 51H143L144 53H147V51H149L148 50V48H147V50H145ZM170 51V50H169ZM173 52H174V50H172ZM259 51V50H258ZM29 52V51H28ZM28 52H27V54H28ZM74 52H77V51H74ZM82 52V51H81ZM83 52H85L84 50H83ZM87 52H88V50H87ZM118 52H120L121 54L120 55H122V53L123 52H121V51H118ZM143 52H141L142 54H143V56L144 55H147L146 56V58H145V56L143 57V56H141L142 58H145L144 60H142V62L140 63L139 61H137V62H139V64L140 65H136V71L132 74V76L128 79L130 82L129 83H131L130 84V86H128V87H132V86H134L135 84L134 83H136V81L139 79L140 80V77L142 76V71H140V69H142L141 67H145V66H143V65H147V66H149V67H155L156 68V70L158 69V67H160V64H162L161 63V61H162V59L164 58V56H165V54L164 55H162L164 52L163 51H161L160 52V49H159V54L158 55H153V56H148V54H149V52H148V54H144ZM152 52V51H151ZM156 52H158V51H156ZM156 52H154L153 54H156ZM235 52V51H234ZM65 55H64V54ZM69 53V52H68ZM89 53V52H88ZM91 53V52H90ZM95 53H97V52H95ZM126 53V52H125ZM124 53V54H125ZM127 53V54H128ZM140 53V55H142ZM170 53V52H169ZM177 53V51H176V54H178ZM210 53V52H209ZM212 53V52H211ZM210 53V54H211ZM241 53V52H240ZM240 53H239V56H240ZM243 53V52H242ZM241 53V54H242ZM244 53V54H245ZM123 54V55H124ZM126 54V55H127ZM135 54V53H134ZM174 54V53H173ZM172 54V55H173ZM214 54V53H213ZM263 54V53H262ZM21 55V54H20ZM23 55V54H22ZM72 55H73V52H72ZM77 55V54H76ZM78 55H80V53L78 54ZM131 55V54H130ZM129 54H128V56H127V59L129 60V56H130ZM138 55V57H139V53H136V56ZM28 57H29V55H27ZM31 56V55H30ZM33 56V55H32ZM35 56V55H34ZM83 56V55H82ZM81 56V58H84V57H82ZM167 56H168V53H167ZM173 56H177V55H173ZM172 56V57H173ZM215 56V55H214ZM242 56H243V54H242ZM244 56V57H245ZM248 56V57H247ZM55 57H57L56 58V60H54L55 59ZM88 57V56H87ZM90 57H92V56H90ZM108 57V56H107ZM126 57V56H125ZM131 57V56H130ZM169 57V56H168ZM252 57V58H251ZM1 58V59H2ZM27 58V57H26ZM26 58H24V59H26ZM34 58H36V57H34ZM70 58V57H69ZM68 58V59H69ZM72 58H73V56H72ZM89 58V57H88ZM132 58H134V56L132 57ZM167 58V57H166ZM165 58V59H166ZM178 58H176L177 60H178ZM20 59V58H19ZM21 59H23L22 57H21ZM65 59H63V60H65ZM85 59V60H84ZM84 59H80V63L81 64H83L84 63V67L86 68V69H84V67H83V69H84V71L86 72V74L88 73V75H89V73H91V74H93L92 72V67L94 66V62H91L93 59H91V61H89V59H87V58H84ZM126 59V60H127ZM137 59H139L140 60V57L139 58H137ZM165 59H163V60H165ZM170 59H171V56H170V58L168 59L169 61H170ZM173 59V58H172ZM243 59V60H244ZM253 59H252V61H253ZM3 60V59H2ZM2 60H0V61H2ZM74 60H77L76 58H74V59H71V61H74ZM78 60H79V58H78ZM77 60V61H78ZM82 60H84L83 61V63L81 62ZM131 60H136V59H131ZM196 60V59H195ZM194 60V61H195ZM200 60V59H199ZM207 60V59H206ZM214 60H216L215 59V57H214ZM242 60V61H243ZM244 60V61H245ZM24 61V60H23ZM22 61V62H23ZM66 61V60H65ZM74 62V63H79V62ZM166 61V60H165ZM168 61V62H169ZM197 61H198V59H197ZM196 61V62H197ZM251 61V62H252ZM91 62V63H90ZM178 62H179V60H178ZM178 62H176V63H178ZM217 62V61H216ZM215 62V63H216ZM240 62V61H239ZM238 62V63H239ZM262 62V60L260 61V63ZM20 63V62H19ZM74 63L73 64H71V63H69V65H74ZM92 63H93V65H92ZM125 63H126V61H125ZM131 63V62H130ZM134 63V62H133ZM163 63H164V61H163ZM172 63H174V62H171V65L173 66V64ZM176 63H175V67H177L178 66V64H177V66H176ZM195 63V62H194ZM193 63V64H194ZM237 63V64H238ZM241 63H243V62H240L238 65H242ZM30 64V63H29ZM32 64V63H31ZM52 64H54L55 65V67H54V65L52 66ZM127 64V63H126ZM138 64V63H137ZM263 64H264V61H263V63H262V69H260V70H263V68H264V66H263ZM1 65V64H0ZM4 65H5V63H4ZM64 65H67L66 64V62H65V64ZM68 65V66H69ZM164 65V64H163ZM168 63H167V66L165 65V67L167 68L168 67ZM182 65V64H181ZM200 65V64H199ZM217 65V64H216ZM238 65H236V66H238ZM26 66V65H25ZM24 66V67H25ZM30 66V65H29ZM134 67H135V65H133ZM162 66V65H161ZM171 66V67H172ZM180 66V65H179ZM190 66V69L188 70V67ZM235 66V69H236V71L237 70H239V69H241L242 67H240V68H238V67H236ZM243 66V65H242ZM261 66V65H260ZM15 67V66H14ZM67 67V66H66ZM73 69H72V68ZM70 68L72 69V70H69L68 68V72H69V74H71L70 73V71H74V68H75V71H76V69H79V67H78V65L77 66H71ZM76 67H78V68H76ZM148 67V68H149ZM163 67V66H162ZM169 67H170V65H169ZM168 67V68H169ZM171 67L169 68V69H171ZM216 67V66H215ZM130 68V67H129ZM147 68V67H146ZM146 68H144V69H146ZM164 68V67H163ZM166 68H164V69H166ZM167 68V69H168ZM195 67H193V69H194ZM17 69V68H16ZM21 69V68H20ZM23 69V68H22ZM21 69V70H22ZM143 69V70H144ZM149 69H151V68H149ZM148 69V70H149ZM161 70H163L164 71V69H162V68H160ZM25 70V69H24ZM129 70V69H128ZM155 70V69H154ZM154 71L155 73L157 72V71ZM160 70V72H163V71H161ZM173 70V72L175 71L174 69H171V70H169L170 71V74L171 75H173L172 74V71ZM201 70V69H200ZM18 71V70H17ZM23 71V70H22ZM28 71V70H27ZM26 71V72H27ZM78 72L80 71V69L79 70H77ZM76 71V72H77ZM132 71V70H131ZM130 71V72H131ZM145 71V73L146 74H149V75H151L150 73H147V70H144ZM144 71H143V73H144ZM150 71H152V70H150ZM159 71V70H158ZM166 71V70H165ZM165 71H164V73H165ZM168 71V70H167ZM177 71H179L178 69H177ZM177 71H175V72H177ZM235 71V72H236ZM51 72H53V74L51 73ZM209 72V71H208ZM260 72V71H259ZM17 73H19V72H17ZM21 73V72H20ZM24 73V72H23ZM81 73V72H80ZM153 73V72H152ZM157 73H159V72H157ZM167 74H169V72H166ZM165 73V74H166ZM178 73V72H177ZM27 74H28V72H27ZM73 74L75 75V76H73ZM77 74H79V73H77ZM84 74V73H83ZM83 74H81V76H83ZM166 74V75H167ZM176 74V73H175ZM179 74V73H178ZM208 74H210V72L208 73ZM259 74H264V71H262V72H260ZM16 75V74H15ZM15 75H14V77H15ZM74 78L76 77V74L75 73H72L71 74ZM94 75H95V71H94ZM130 75V74H129ZM144 75V74H143ZM149 75L148 76H146V75H144V80H146L145 78H147V77H149ZM17 76L18 77H20V80H16L17 82H19V81H21L22 79H23V81L25 82V80H24V74H22V76H23V78H22V76H21V74H17ZM126 76V75H125ZM174 76H176V81H178L177 80V76L178 75H174ZM184 76V77H183ZM201 76V77H202ZM122 79L123 78H125L124 76L122 77V76H120ZM166 77H168L169 79L171 78V77H169V76H166ZM259 77H261V76H259ZM81 78V77H80ZM172 78H175V77H172ZM171 78V79H172ZM29 82H28V81ZM85 80H86V78H85ZM90 80V79H89ZM124 80V79H123ZM141 80H142V78H141ZM140 80V81H141ZM147 80H148V78H147ZM174 79H172V81H173ZM257 81H258V79H256ZM262 80H264V78L262 77ZM15 81V82H16ZM23 81H21V82H23ZM174 82L175 84L177 83V82ZM181 81V80H180ZM207 81V80H206ZM256 81V82H257ZM260 81H261V78H260ZM13 82H14V80H13ZM12 82V83H13ZM116 82V81H115ZM126 82L127 81H125V86H126ZM139 81H137V83H138ZM143 82V81H142ZM147 82V81H146ZM171 82V81H170ZM263 82V81H262ZM11 83V82H10ZM128 83V82H127ZM136 83V84H137ZM145 82H143V84H144ZM181 83H182V81H181ZM208 83V82H207ZM21 83L19 82V87L21 86L20 85ZM24 84V83H23ZM132 84H134V85H132ZM139 84H140V82H139ZM142 84V83H141ZM182 85V86H184L183 84H180L179 82L177 83V85ZM202 84H203V82H202ZM201 84V85H202ZM256 84V83H255ZM259 84H260V82H259ZM16 86H15V88L16 87H18V85L17 84H15ZM123 85V84H122ZM132 85V86H131ZM145 85H147V83H145ZM137 86V85H136ZM138 86H140V85H138ZM137 86V87H138ZM142 87L141 88H143L144 86L143 85H141ZM209 86V85H208ZM22 87V86H21ZM77 87V86H76ZM128 87L126 86V89H128ZM201 87V86H200ZM133 89H134V87H132ZM139 88V87H138ZM22 89V88H21ZM78 89V88H77ZM140 89V88H139ZM148 89V88H147ZM197 89V88H196ZM198 89H200V88H198ZM134 90H136V88L134 89ZM141 90V89H140ZM142 90H145V88L144 89H142ZM23 91V90H22ZM25 91V90H24ZM25 91V92H26ZM137 91V90H136ZM141 92V91H140ZM194 92H195V90H194ZM73 93V94H74ZM133 93H134V97H132L133 95L130 93L128 96L129 97H131V99L129 98V104L127 103V105H129V107L131 106V103H136V102H139V101H142L143 102V100H144V102H143V104L145 103V105L144 106H141V105H143L142 104V102H139L138 104H140V107H142V109H140L139 107L137 108V110H138V113H140V114H138L137 113V115H136V108H135V111H134V109H133V111L135 112V114H133L132 112H131V114L132 115H136V116H138V117H135V119L133 118V121L130 123L129 121H128V119H129V116L131 115H129V116H127V121H128V123H126L127 125H122V124H125L124 122H126V120H125V116L126 115H128V113H126V115L123 113V111L124 112H127V111H125V110H123V108L122 109H120L119 108V111L118 112H120L121 110H123L121 113L124 115L123 116V118H124V120H123V118H122V124L121 123H117L116 122V125H114L113 126V128H111V129H109L108 128V130H110L111 131V133L108 135V133L110 132H106V131H104L105 132V134L107 133V137H106V135H104L103 134V136L104 137H106V138H104L103 137V140H102V137H100V142H101V140H102V146H101V144H99L101 147L99 148V147H97V149H95L94 147L95 146H97V145H95L94 147H92V148H94L93 149V155L92 156H90V157H88L89 158V160H87L86 159V163H90V164H88L89 165V167L86 165V163H81V165H79V167H81V166H83L84 164L86 165V167H88L87 169H86V167H83L84 169H86L85 171H84V169H83V172L84 173H82V170L81 169H79V170H81V173H82V175H81V179H80V181L78 180V176H75V173H73V174H69V173H67L66 174V176H61V175H51L49 172V169H48V167H46L47 166V164H46V166H43V164L42 163H40V160L38 161L37 159H36V161H33V160H29V161H25V162H22V163H20L19 164V162L17 163V164H19V166H20V168H21V174H20V181L18 182L20 185H17V188L15 189L14 188V196L16 195V197H14V198H16L17 200L16 201H18V198L17 197H19V198H21V201H22V203H23V201L25 200V199H28V197L30 196V194L31 193H34V192H41V191H43L44 189H46V187H49V186H47L48 184H53L54 185V183L56 184L57 182H62L63 180L65 181V182H67V181H69V180H73V176L75 177V178H77L76 179V181L77 182H79L78 184H76L75 186H74V188L72 189V188H69V190H71L69 193H68V195L67 194H65V196H67L66 197V199H64V200H61L60 201V198H59V201L57 202L56 200H58V199H53L55 202H48V200H47V198L48 197H53L54 195H56V194H52V193H50L51 195H49V194H47V193H45L44 194V196L43 197H45V195H46V197H45V199L47 200H45L42 196L39 198V200L41 199V198H43L42 200H44L45 201V203H43L42 205H41V207H40V209L42 208V210L44 211L45 209H47V213L46 214H44V215H41L39 212H38V214H40L41 216L39 217V216H37L38 218H36L37 219V221L35 222V223H33V224H31V226H28V227H26L27 229H25L24 231H21L20 230V221H19V217L15 214L16 213V211H17V214H18V212H21L22 213V210H23V213H24V210H26L25 208H24V206H23V208L24 209H22V206H21V209L19 208V206H18V209L17 210H15L13 213L14 214H12V215H15V216H13V219H12V221L10 222V220H9V224H8V226L6 227L7 228V230H5V234L7 233V235H8V239L7 238H4L5 239V241H3L4 242V244H2L3 246L2 247H0V256H1V258L0 259H4L3 261H5L4 262V264H64V262H61L62 261V257H64L65 258V256H62L61 257V255H59V253L61 252V253H63L62 251H64L65 250V248H66V250L68 251V246H69V241H70V239L71 238H74L73 236L75 235V232H74V230L72 231L71 230V228L73 229V225L74 224H77V223H74V220H76V218H77V220H78V217L81 215V214H85V212H88V206H90L91 207V205H89V203H87V201H89V200H91V199H88V197H90L91 196V198H94V203H93V209H94V207L95 208H97L98 207V209H100V208H102L104 205H109L108 203H110V206H106L107 207V211L105 210V212H108L109 211V208L108 207H111V203H112V201H114V199H115V197L117 198V194H118V192L119 191H124L125 192V190H127L126 188L128 187V188H133L134 187V181L138 178H140V176L142 175V174H144L145 172H147V173H149V172H151V175L152 174H154L156 171H158L157 169H159V167L160 166H162L163 164H164V166H163V169H165L164 167H167L166 165H169L168 163L166 164V162L168 161V162H170L171 163V158H175L177 155H178V153L179 152H181L180 150H183L186 146H187V144H186V146H185V140H184V138H182L181 139V141L183 140L184 142H180V141H174L175 140V138H173L172 140H173V142H175V143H173L172 141L171 142H169L168 140H171L170 138H168V139H163V137H164V135L166 134L167 136H165L166 138L167 137H169V135H168V133H169V131L170 130H174V129H176V130H178V128H180V126H184V124H188V123H186L187 121H185V123H183L184 122V120H186L185 118H187L188 117V115H191L192 117H194V115L196 114V113H201L202 112V110H204V106H202V107H200L201 105H197L198 107H200V108H196V107H194L193 109H195V110H186L185 111V109H183L182 108V101L183 100H185L184 98H179V96L177 97L176 96V98H175V95L176 94H173L174 96V98H169V99H167L168 101H167V106H169V108L167 109L166 108V105L164 106L165 107V109H167V110H165L164 109V107H163V105H162V103H158V105L159 104H161L160 105V107H158L159 108V110H156V109H158L156 106V109H155V107H154V105L153 104H157L156 102H154V100H148V101H150L149 103L150 104H146V101H147V97L149 96V95H147V97H145V94H143V93H145L144 91L142 92V93H137V94H135V91H133ZM191 93H193V91H191ZM72 94V97L73 96H76V94L75 95H73ZM108 94V93H107ZM106 94V95H107ZM115 94V93H114ZM171 94V93H170ZM170 94H168V96L170 95ZM195 94V93H194ZM18 95V94H17ZM105 95V96H106ZM130 95H132V96H130ZM158 95L160 96L161 94H159L158 93ZM157 95V96H158ZM172 95V94H171ZM198 95V94H197ZM104 96V95H103ZM128 96L126 97V98H128ZM165 96H167V95H165ZM199 96V95H198ZM260 96V95H259ZM258 96V97H259ZM261 96H263V95H261ZM77 97L75 98L76 100H77ZM110 97V96H109ZM154 97V99L156 100H158V102L160 101V98H155V96H153ZM162 97V96H161ZM164 97V96H163ZM188 97V96H187ZM190 97V96H189ZM188 97V98H189ZM249 97V96H248ZM125 98V99H126ZM133 98V99H132ZM148 98H152L151 96L150 97H148ZM177 98H179V99H177ZM188 98H186V99H188ZM191 98V97H190ZM193 98V97H192ZM71 99V101H73V100H75V99H73V98H70ZM73 99V100H72ZM80 99H81V96H80ZM80 99H79V101H80ZM100 99V98H99ZM153 99V98H152ZM162 99V98H161ZM165 99V98H164ZM163 99V100H164ZM166 99L163 101V103H165L166 104ZM2 100V99H1ZM101 100V99H100ZM107 100V99H106ZM131 100V101H130ZM156 100V101H157ZM192 99H188L187 100V102H189V101H191ZM247 100V99H246ZM258 100H260L259 98H258ZM70 101V100H69ZM78 101V100H77ZM115 101H117V100H115ZM122 101V104L121 105H124V108H127V110H128V107H125V104L126 103H123L124 101L123 100H121ZM127 101V100H126ZM148 101H147V103H148ZM152 101L154 102L153 104H151L152 103ZM162 101V100H161ZM68 102V103H67ZM76 102V101H75ZM106 104L108 103V102H110V101H108V102H106V101H104ZM120 102V101H119ZM118 101L117 102H115L116 104L115 105H113V104H109V105H113V107L114 108H116V106H117V103H119ZM128 102V101H127ZM187 102H185V103H187ZM260 102H262V103H264L263 102V100H261ZM67 103V105H66V108H65V111H62V110H64V108L63 107H65V104ZM69 103L71 104V105H69ZM103 103V102H102ZM61 104V105H60ZM62 104H64L63 106H62ZM77 104V103H76ZM106 104H105V106H104V103L102 104V106L103 107H106ZM184 104V103H183ZM59 105V107H61L62 108V110L60 109V108H57L56 106H58ZM109 105H107V107L109 106ZM121 105H119V106H121ZM135 105V104H134ZM134 105L132 104V107L134 108ZM153 105V106H152ZM157 105V106H158ZM260 105V104H259ZM56 107L55 109H58V110H56V111H58V112H60V110L62 111V112H64V113H62V112H60L61 114H63V117H61V118H59V121L58 122H55L56 124L55 125H53L54 123H51L50 124V120H49V122L47 123V124H49V126H47V127H40L39 128V130H38V132H35V138L34 139H31L30 141H29V139H28V141L27 140H25L24 138H22L21 137V135H20V138H17L16 137V135H13V133H12V135L11 134H9L8 132H6L7 131V129L9 128V126L11 125V124H13V122H16L17 120H19L20 119V117L21 118H25V119H28V122H29V118H31V116L32 117H34V115L36 114V117L38 116V113H39V115H40V117H42V115L43 114H41L40 112H42V113H44V114H46V113H49V115L47 116V118H49V116H52V115H54V114H52V115H50L52 112H56V111H52L51 113H50V111H51V108L52 107ZM70 106H73L74 108H73V110H71L72 112L75 110H78L77 112H75L74 114H72V112H70V110H69V112L71 113V114H67L68 112H66V109H67V107L69 108ZM118 106V107H119ZM137 106V105H136ZM135 106V107H136ZM139 106V105H138ZM162 106V107H161ZM256 106V105H255ZM75 107L76 108H78V109H75ZM106 107V108H107ZM160 108H162V109H160ZM260 108V107H259ZM54 109V110H55ZM70 109V108H69ZM103 109V108H102ZM110 109H112V107L110 108ZM155 109V110H154ZM197 109V110H196ZM114 110V109H113ZM112 110V111H113ZM118 110V109H117ZM165 110V111H164ZM111 111V112H112ZM128 111H130V110H128ZM156 111V112H155ZM66 112V113H65ZM103 112V111H102ZM107 112V111H106ZM196 112V113H195ZM99 113V114H98ZM170 113H172V114H170ZM238 113H239V111H238ZM56 114H58L57 112H56ZM60 114V115H61ZM65 115V116H64ZM54 116H56V115H54ZM102 116V115H101ZM100 116V117H101ZM185 118H184V117ZM187 116V117H186ZM45 117V116H44ZM122 117V115L121 116H119V118H121ZM184 119H183V118ZM190 117V116H189ZM197 117H198V115H197ZM43 118V117H42ZM46 118V117H45ZM55 118V117H54ZM130 118H132V117H130ZM36 119V118H35ZM39 119V118H38ZM37 119V120H38ZM50 119V118H49ZM56 119H58V118H56ZM55 119V120H56ZM103 119H105V118H103ZM238 119V118H237ZM23 120V119H22ZM33 120V119H32ZM97 120V119H96ZM98 120H99V118H98ZM102 119H100V121H101ZM160 120H163L164 121V123L163 124H165V125H162V126H160V129L161 130H167L168 131V133L166 132V131H164L165 132V134H159V131H161V130H159L158 129V133L156 134V132H157V130H156V128H159V125L161 124V122H159ZM188 120H190V119H188ZM20 121V120H19ZM17 122L19 125H20V122ZM27 121V120H26ZM38 121H40V120H38ZM42 121H43V119H42ZM120 121V120H119ZM191 121V120H190ZM34 122V121H33ZM32 122V123H33ZM102 122V121H101ZM166 122V123H165ZM260 124L262 123V122H260V121H258ZM23 123V122H22ZM159 123V124H158ZM181 123H182V125H181ZM189 123H192V122H189ZM233 123H235V122H233ZM35 124V122L32 124V125H34ZM36 124H37V122H36ZM98 124V123H97ZM256 124H257V122H256ZM263 124V123H262ZM31 125V124H30ZM29 124H27V126H30ZM94 125H96V124H94ZM99 125V124H98ZM259 125V124H258ZM14 126V125H13ZM12 126V127H13ZM21 126V125H20ZM97 126V125H96ZM96 126H94L95 128H96ZM112 126V125H111ZM158 126V127H157ZM188 126V125H187ZM190 126H192V125H190ZM240 126V125H239ZM35 127V126H34ZM88 127V126H87ZM93 127V128H94ZM156 127V128H155ZM163 129H162V128ZM11 128V127H10ZM16 128V126H14V129ZM36 128V127H35ZM91 128V127H90ZM152 128L154 129L153 131H152ZM87 129V128H86ZM151 129V132L153 133V132H155L154 133V135L153 136H156V137H158V138H160V140L159 139H157L156 137V139L157 140H155V138L153 137L151 140H152V143L154 142L156 145H154L153 144V149H155L152 153H149L150 151H148V148H150V147H146L145 145L148 143V145L149 144H152L151 143V140H148L146 137H144V134L147 132V131H149ZM192 130V129H191ZM18 131V130H17ZM16 131V133H17V135L19 134L18 132ZM33 131H35V130H33ZM181 131V130H180ZM171 132V131H170ZM177 132V131H176ZM183 132V131H182ZM28 133H29V131H28ZM163 133V132H162ZM173 135H176V134H174L175 133V130H174V133L173 132H171ZM15 134V133H14ZM30 134V133H29ZM32 134V133H31ZM82 134V133H81ZM91 134H92V132H91ZM159 134V135H158ZM179 134V133H178ZM181 134H183V133H181ZM25 135H27L28 136V134H25ZM83 135V134H82ZM81 135V136H82ZM88 135H90V132H89V134ZM161 135H163L162 136V138H161ZM80 136V138H84V136H82L81 137ZM87 136V135H86ZM85 136V137H86ZM100 136H102V135H100ZM178 136V135H177ZM181 136V135H180ZM179 136V137H180ZM188 136V135H187ZM32 137V136H31ZM172 137V136H171ZM178 137V138H179ZM79 138V139H80ZM76 139V140H75ZM163 139V140H162ZM98 140V141H99ZM158 141V142H155V141ZM162 140V141H161ZM165 140H167L168 141V145L169 146H166V147H163V150H160V148H157L158 147V145L160 144L161 145V142H163V141H165ZM80 141V140H79ZM114 142V144L113 145H118L117 146V148H114L113 146H112V144H111V142ZM150 143H149V142ZM160 141V142H159ZM166 141V142H167ZM97 141L95 140V143H96ZM166 142H163V143H166ZM94 143V144H95ZM99 143V142H98ZM157 143H159L158 145H157ZM169 143H171V144H169ZM107 145H109L111 148H112V150L113 151H109L108 153L107 152H104L103 150H104V148L107 146ZM166 145H167V143H166ZM124 146H126L128 149H126ZM144 146H145V150H143V148H144ZM150 146V145H149ZM154 146L157 148V149H159V150H156V148H154ZM183 146H185V147H183ZM123 148V149H121V148ZM160 147V146H159ZM151 148H152V146H151ZM150 148V149H151ZM107 149V151H108V149H109V147L108 148H106ZM115 149H117V150H115ZM128 150V152L126 153V151H124V150ZM149 149V150H150ZM152 149V150H153ZM110 150V149H109ZM116 151V153H114L113 154V157H111L110 159H112L113 160V158L115 157L116 158V155L118 156V155H120L121 154V156L123 155V153L124 154H126L124 157V159L122 160V162L119 164V165H117L116 167H113V168H111L110 169V167H112V166H114V164L112 165V164H110V162H109V160L110 159H108L109 157V155L107 156V157H105V156H102V155H104L103 154V152L104 153H107V154H110V152H115ZM151 150V151H152ZM185 150V149H184ZM148 151V152H147ZM33 152V151H32ZM49 152H50V150H49ZM49 152L47 151L45 154L44 153H40L42 156H44V155H46L47 153L49 154ZM52 152V151H51ZM74 152H76V150L74 151ZM27 153V152H26ZM30 153V152H29ZM29 153H27V154H29ZM92 153V152H91ZM90 153V154H91ZM39 154V155H40ZM58 154V153H57ZM83 154V153H82ZM187 154V153H186ZM185 154V155H186ZM29 155H31V153L29 154ZM28 155V156H29ZM69 155L72 157H69ZM72 155H74V154H72ZM112 155V154H111ZM110 155V156H111ZM41 156V157H42ZM47 156V155H46ZM45 156V157H46ZM56 156V155H55ZM60 156H61V154H60ZM78 156V155H77ZM85 156V155H84ZM84 156H82V157H84ZM121 156H119V158H122ZM181 156V155H180ZM179 156V158H181L182 159V161L184 160V158L182 157V156H184V154H182V156L180 157ZM186 156H188V155H186ZM186 156H184V157H186ZM191 156V155H190ZM75 157V156H74ZM104 157V160H106V159H108V164H110V167H106L108 164H106V163H103V164H105L104 166H101V164H100V162L101 161H103V162H105L104 160H101L102 158ZM23 158V159H22ZM35 158V157H34ZM38 158V157H37ZM40 158V157H39ZM53 158V157H52ZM106 158V159H105ZM114 158V159H115ZM118 158V159H119ZM60 159V158H59ZM64 159V158H63ZM65 159V160H66ZM91 159V160H90ZM190 157L188 158V159H185V161H184V163H185V165L187 164V163H190ZM51 160V159H50ZM62 160V159H61ZM60 160V161H61ZM112 160H110V161H112ZM156 160H159V162H157ZM170 160V161H169ZM173 160V159H172ZM177 160H178V158H177ZM180 160V159H179ZM189 160V162H187V161ZM59 161V160H58ZM87 161H89V162H87ZM121 161V160H120ZM67 161H64V163L63 164H65ZM114 162V160L111 162V163H113ZM117 162H119V160L117 161ZM157 162V163H156ZM165 162V163H164ZM175 162V161H174ZM181 162V161H180ZM114 163H116V159H115V162ZM136 163H138V165L136 164ZM173 163V162H172ZM171 163V164H172ZM175 163H177V162H175ZM175 163H173V164H175ZM182 163V162H181ZM184 163H182V165H181V168H179L180 166H179V164L178 165H176V166H178V168L179 169H182V167L184 168L183 170H185V165H184ZM7 164V163H6ZM17 164H15V165H17ZM62 164V165H63ZM83 164V165H82ZM99 164H100V166L101 167H105V169L104 170H109L110 169V171H109V175H108V173L106 172V174H107V176L105 177V179L103 180L102 179V181H101V183H99V181L101 180L100 178H99V181H96L97 182V186L95 187V189H94V187L93 186H91L93 183L92 182H94L93 181V179L94 178H96V177H94V175H95V173H96V170L98 171H102L103 169L101 168L100 169V166H99ZM102 164V165H103ZM117 164V163H116ZM136 164V165H135ZM158 164H161L160 166H157ZM166 164V165H165ZM170 164V165H171ZM11 165V164H10ZM15 165H13V166H15ZM62 165L60 166V168L62 167ZM112 165V166H111ZM189 165V167H190V164H188ZM188 165H186V169H187V166ZM109 166V165H108ZM50 167V166H49ZM53 167V166H52ZM14 168V167H13ZM19 168V167H18ZM51 168V167H50ZM56 168V167H55ZM169 168V167H168ZM167 168V169H168ZM176 170H178L176 167H174ZM1 169H2V171H5L4 173H2V171H1ZM15 169V168H14ZM52 169V168H51ZM60 170L59 169V167H57L56 168V170ZM20 170V169H19ZM53 170H55V169H53ZM55 170V171H56ZM75 170V169H74ZM77 171L78 173L80 172V171ZM161 170V171H160ZM171 170H173L172 168H171ZM189 170V169H188ZM16 171V170H15ZM54 171V172H55ZM61 171V170H60ZM70 171H71V169H70ZM73 171V170H72ZM163 170H162V168H160L159 169V171L158 172H162ZM174 172L173 173H175L176 171L175 170H173ZM191 171V170H190ZM189 171V172H190ZM18 172V171H17ZM52 172V171H51ZM104 172L105 171H103V174H104ZM153 172V173H152ZM158 172H156V173H158ZM167 172V171H166ZM165 172V173H166ZM189 173L187 170L185 171V173ZM19 173V172H18ZM60 173V172H59ZM72 173V172H71ZM99 173H101V172H99ZM147 173H145V175L146 176H148V175H150V173L147 175ZM168 173H170V172H168ZM168 173H166L167 175H169L167 178H166V176L165 177H163V175H161V174H159V175H161V177L160 176H157L156 174V176L155 175H152V178H154L153 176H155V177H159V179L157 178L155 181H154V179L152 180L155 184L156 183H160L161 181L163 182L165 179H170V180H168V181H166L168 184H169V187L168 186H166L165 185V183H164V185L166 186H162L163 188L165 187V188H167V190H166V192L163 190V188H160L159 186H158V184L155 186V185H153L152 183H150L151 185H147V187L148 186H155L154 188H157V187H159L160 188V190L158 191V189H155V191L157 192V193H155V191H154V193H153V197H151V198H153L157 203H156V205H155V209H166L167 211L168 210H170V211H168V212H170L169 214H171V215H169V214H167V215H169L168 217L169 218H167L166 220H168V219H170V220H168V221H170L169 223H167L170 227H169V229H171L172 227V225H173V228L175 227L174 225L175 224H178L179 225V220H180V217L183 215V207H181V205H178V204H176V205H178V207H175L174 206V204H173V206H171L172 204H170V207H172V208H170V207H167L168 205H169V203L171 202V196L169 195V194H173V193H176L177 192V183H180V182H177V181H180V179L179 180H177L176 179V175L175 174H173L172 173V171H171V174L175 177V178H170V175L171 174H168ZM186 173V174H187ZM55 174V173H54ZM70 175V177H69V175ZM103 174H100V175H103ZM18 175V174H17ZM16 175V176H17ZM68 175V176H67ZM73 175V176H72ZM98 175V174H97ZM99 175V176H100ZM165 175V174H164ZM171 175V176H172ZM2 176V175H1ZM104 176V175H103ZM144 176V175H143ZM71 177H72V179H71ZM100 177H102V176H100ZM17 178V177H16ZM69 178V179H68ZM67 181H66V180ZM98 178H96V180H97ZM95 180V179H94ZM158 180V181H157ZM177 180V181H176ZM76 181H74V182H76ZM138 181V180H137ZM136 181V182H137ZM151 181V182H152ZM169 181H171V182H169ZM16 182H17V180H16ZM15 182V183H16ZM74 182H71V181H69L68 182V184H70V183H73V184H75ZM76 182V183H77ZM133 182V183H132ZM135 182V183H136ZM161 182V183H162ZM14 183V184H15ZM166 183V184H167ZM51 184V185H52ZM67 183H66V185L68 186V187H70L71 186V184L70 185H68ZM72 184V185H73ZM95 184H93V185H95ZM133 184V185H132ZM10 185V184H9ZM50 185V186H51ZM129 185H132L131 187L129 186ZM137 185V184H136ZM162 185V184H161ZM179 185V184H178ZM180 185H181V183H180ZM11 186V185H10ZM14 186V185H13ZM153 186L152 187H150V189H152V190H154V188H153ZM184 186V185H183ZM183 186H181V187H183ZM90 187H93V189L91 188V190H92V192H89V188ZM147 187H145V188H147ZM179 187V189L181 188L180 186H178ZM12 189H13V187H11ZM164 188V189H165ZM184 188V187H183ZM12 189H10L9 191H11L10 192V194L8 193V192H6V191H4V195H7L8 194V196H11V193H12ZM148 189V188H147ZM164 191V193H169L168 194V197L167 196H165L164 195V193H163V191ZM178 189V190H179ZM182 189V188H181ZM180 189V190H181ZM6 190H8V188H6ZM57 190V189H56ZM67 190H68V188H67ZM129 190V189H128ZM127 190V191H128ZM131 190V189H130ZM141 190V189H140ZM142 190H144L143 188H142ZM185 190V189H184ZM183 189L181 190V193H183V191H184ZM3 191V190H2ZM1 191V194L3 193ZM121 191V192H122ZM147 191V190H146ZM48 192H50V191H48ZM140 192V191H139ZM150 193H152L151 191H149ZM188 192V191H187ZM146 193V192H145ZM149 193V194H150ZM163 193V194H162ZM180 193V194H181ZM35 194V193H34ZM37 194V193H36ZM39 194V193H38ZM37 194V195H38ZM59 194V193H58ZM91 194V195H90ZM141 194V193H140ZM139 194V196H146L145 194H143V192H142V194L143 195H140ZM148 194V195H149ZM166 194V195H167ZM177 194V193H176ZM176 194H173L174 196L176 195ZM178 194H179V192H178ZM185 194H187V193H185ZM184 194V196H186V197H188V196H190V195H185ZM36 195V196H37ZM41 195V194H40ZM47 195H49L48 197H47ZM53 195V196H52ZM122 195V194H121ZM172 195V196H173ZM56 196H58V195H56ZM63 196L64 195H60V196H58V197H61V199L63 198ZM118 196H119V194H118ZM137 196V195H136ZM150 196H152L151 194H150ZM170 196V197H169ZM173 196V197H174ZM181 196V195H180ZM180 196H179V199H180ZM183 196V195H182ZM181 196V197H182ZM184 196H183V198L181 199V201H182V203H180V201H179V204H183V199H184ZM5 197V196H4ZM7 197V196H6ZM12 197V196H11ZM148 197V196H147ZM147 197H146V199H147ZM185 197V198H186ZM10 198V197H9ZM22 198L24 199V200H22ZM55 198V197H54ZM149 198V197H148ZM196 198V197H195ZM195 198L194 197H191V200L192 199H194L195 200ZM1 199H3L2 197H1ZM0 199V200H1ZM5 199V198H4ZM52 199V198H51ZM51 199H49L50 201H53V200H51ZM88 199V200H87ZM118 199V198H117ZM137 199H140V197H138ZM144 199V198H143ZM146 199H144L145 201H146ZM176 199V198H175ZM179 199H176L175 201L176 202H178V200ZM7 200H8V198H7ZM20 200V199H19ZM38 200V201H39ZM152 200V199H151ZM151 200H149V201H151ZM172 200H174V198L172 199ZM185 200H187V198L185 199ZM184 200V201H185ZM20 201V202H21ZM115 201H116V199H115ZM136 201H138V200H136ZM141 201V200H140ZM148 201V202H149ZM2 202V201H1ZM0 202V203H1ZM5 202V201H4ZM9 202V201H8ZM13 202V204H14V200L12 201ZM40 202V201H39ZM43 202V201H42ZM174 202V201H173ZM3 203V202H2ZM2 203L0 204V208H1V206L4 208V211L6 210L5 209V207H6V205L4 204V205H2ZM10 203V202H9ZM22 203H20V204H18V205H22ZM28 203V202H27ZM26 203V204H27ZM33 203V202H32ZM36 203V202H35ZM92 203V202H91ZM139 203V202H138ZM172 203V202H171ZM186 203L188 204V203H190V200H189V202H187L186 201ZM6 204H7V202H6ZM25 204V203H24ZM23 204V205H24ZM31 204V203H30ZM29 203H28V207L27 208H29L30 205ZM114 204V203H113ZM185 204V203H184ZM183 204V205H184ZM191 204V203H190ZM37 205H38V203H37ZM130 205V204H129ZM132 205V204H131ZM137 205V204H136ZM136 205H135V207L134 208H132V211H133V209L135 210V208H137L138 209V207H136ZM139 205H141V203H139ZM10 206H13V205H10ZM35 206V205H34ZM134 206V205H133ZM16 207V206H15ZM105 207V206H104ZM103 207V208H104ZM129 207V206H128ZM140 207H142V206H140ZM140 207H139V209H140ZM180 207V208H179ZM3 208H1V209H3ZM7 208V207H6ZM37 208H39V205H38V207H36V209ZM88 208V209H87ZM92 208H90V210H92ZM143 208H145L146 210H147V208L148 207H143ZM142 208V209H143ZM181 208H182V210H181ZM30 209V208H29ZM86 209H87V211H86ZM137 209H136V213H137ZM145 209H144V211H145ZM187 209V208H186ZM148 210H149V208H148ZM148 210H147V212H148ZM152 210H154V209H152ZM152 210H150V211H152ZM165 210V211H166ZM41 211V210H40ZM43 211H41V212H43ZM98 212L97 213H99V210H97ZM140 211H141V209H140ZM139 211V212H140ZM143 211V210H142ZM142 211H141V216H143L142 214H144V215H146L145 214V212H143L142 213ZM165 211H163V212H165ZM166 211V212H167ZM3 212V211H2ZM26 212V211H25ZM29 212H31V211H29ZM28 212V213H29ZM90 212H92V211H90ZM103 212V211H102ZM125 212H127V211H125ZM159 211H157V213H158ZM162 212V211H161ZM166 212H165V214H166ZM182 212V213H181ZM4 213H6L7 214V212H4ZM27 213V212H26ZM93 213V212H92ZM130 213V212H129ZM154 213H156V212H154ZM184 213H186V212H184ZM3 214V213H2ZM5 214V215H6ZM91 213H89V215H90ZM95 214V213H94ZM94 214H91V215H93V216H90L89 217V215H88V218H87V221H89V222H87V225L85 226L84 224H83V229L81 230V232L79 233L80 234V236H81V244L79 245V247L81 246V250L80 251H82V253L79 251V247L74 251V252H76L77 250V252L76 253H78V252H80L82 255H83V250L82 249H84L85 248V246L84 245H86L85 243H84V240L87 238V241L89 242V240H88V238L90 237V234L92 233V232H94L95 231V228L94 227H96V225L97 224H95L96 222L98 223V221H100L101 222V220L99 219L100 217H102L101 215H94ZM100 214H101V211H100ZM122 214H124V212L122 213ZM163 214V213H162ZM164 214V215H165ZM19 215H20V213H19ZM30 215V214H29ZM29 215H26V216H29ZM33 215V214H32ZM36 215V214H35ZM104 215V214H103ZM132 215V214H131ZM134 215H136L135 213H134ZM139 215V214H138ZM150 215V214H149ZM148 215V217H149V219L147 218V216H145L146 217V219H148V221L149 222H145V217H143L144 219L141 221L142 222V224L144 225H142V235H141V240H140V242H137L138 243V245H142L143 247H144V245H146L149 241H152L153 239H151V237H153V236H155V233H154V230H153V226L156 224L157 225V223H155V222H150V217H152V216H149ZM151 215H154V214H152L151 213ZM159 215H160V212H159ZM2 216V215H1ZM9 216V215H8ZM125 216V215H124ZM129 216V215H128ZM127 216V217H128ZM160 216H162L161 218L162 219H160ZM160 216H158V218L163 222V217H165V216H163V215H160ZM15 217V218H14ZM21 217V216H20ZM104 217V216H103ZM102 217V218H103ZM132 217H133V215H132ZM155 217V220L156 219H158V218H156V216H154ZM154 217L152 218V221H153V219H154ZM171 217V218H170ZM185 217V216H184ZM8 218V217H7ZM10 218H12V217H10ZM10 218H8V219H10ZM23 218H25V215H24V217ZM33 218H35V217H33ZM82 218V217H81ZM101 218V219H102ZM125 218V217H124ZM129 218V217H128ZM135 219H136V217H134ZM194 218V217H193ZM197 218V217H196ZM4 219V218H3ZM118 219H121V221L119 220V222L121 223H123V222H125V223H127L126 221H124V220H122V218H118ZM117 219V220H118ZM131 219V218H130ZM140 218L138 217V219L137 220H139ZM184 218H182L181 220H183ZM199 219V218H198ZM215 219V218H214ZM76 220V221H77ZM86 220V219H85ZM103 220H104V218H103ZM116 220V221H117ZM127 220V219H126ZM159 220V221H160ZM166 220L164 219V221L166 222ZM200 220H201V218H200ZM199 220V221H200ZM212 220V219H211ZM4 221V220H3ZM34 221V220H33ZM116 221H115V223H116ZM131 222H133L132 220H130ZM138 222L137 221V223L139 224H141V222ZM143 221H144V223H143ZM167 221V222H168ZM203 221V224L205 223H207V222H204L205 220H202ZM202 221H200V223L202 224ZM22 222V221H21ZM118 222V221H117ZM135 222V221H134ZM23 223V222H22ZM25 223H27V222H25ZM31 223V222H30ZM119 223V224H120ZM128 223H129V221H128ZM159 223H161V222H159ZM159 223H158V225H159ZM197 223H199L198 222V220H197ZM199 223V224H200ZM209 223V222H208ZM139 224V225H140ZM162 224V223H161ZM198 224V225H199ZM200 224V225H201ZM95 225V226H94ZM125 225V224H124ZM138 225V226H139ZM149 225V226H148ZM157 225V226H158ZM164 226L166 225V224H163ZM168 225H166L165 226V230H166V228L168 229ZM116 226V225H115ZM120 226V225H119ZM127 226V225H126ZM205 226V225H204ZM114 227V226H113ZM132 227H134L133 226V224H132ZM141 227V226H140ZM155 227V226H154ZM161 227H163V226H161ZM177 227V226H176ZM175 227V228H176ZM179 227V226H178ZM177 227V228H178ZM158 228V227H157ZM172 228V229H173ZM24 229V228H23ZM97 229V228H96ZM114 229H116V228H114ZM118 229H119V227H118ZM122 229V228H121ZM126 229V228H125ZM132 229V228H131ZM163 229V231H165ZM123 230H124V228H123ZM7 231V232H6ZM118 231V230H117ZM127 231V230H126ZM133 231V230H132ZM131 231V232H132ZM163 231H160V232H163ZM169 231V230H168ZM137 232H139V231H137ZM159 232V231H158ZM159 232V233H160ZM132 233H134V232H132ZM153 233H154V235H153ZM159 233H157V234H159ZM63 234H66V236H65V238L63 239V238H61V240H58V238L60 237V236H62ZM113 234V233H112ZM120 234V233H119ZM129 234V233H128ZM166 234V233H165ZM168 234V233H167ZM108 235V234H107ZM5 237H6V235H4ZM123 236V235H122ZM139 236V235H138ZM212 235H210V237H211ZM215 236V235H214ZM214 236H212V237H214ZM220 236H221V234H220ZM206 237V236H205ZM204 236H203V239L205 238ZM216 237L217 236H215V239H216ZM222 237V236H221ZM221 237H219V235H218V237L217 238H219V240H221ZM155 238V237H154ZM159 239L160 237H156V239ZM224 238L225 237H223V239L222 240H224ZM3 239V238H2ZM7 239V240H6ZM163 239V238H162ZM196 239V238H195ZM197 239H198V237H197ZM206 239V238H205ZM205 239H204V243H205ZM212 239V238H211ZM214 239V238H213ZM214 239V240H215ZM115 240V239H114ZM160 240V239H159ZM206 240H208V238L206 239ZM217 240V239H216ZM218 240V241H219ZM226 240V239H225ZM2 241V240H1ZM76 241V240H75ZM120 241V240H119ZM172 241V240H171ZM210 241V240H209ZM2 242V243H3ZM72 242V241H71ZM70 242V244H74V243H71ZM152 242H156V240L155 241H152ZM176 242V241H175ZM174 242V243H175ZM208 242V241H207ZM206 242V243H207ZM216 242V241H215ZM220 242V241H219ZM84 243V244H83ZM105 243V242H104ZM116 243V242H115ZM120 243V242H119ZM173 243V242H172ZM177 243V242H176ZM176 243H175V245H176ZM203 243V244H204ZM217 243V242H216ZM110 244V243H109ZM160 244V243H159ZM163 243H161V245H162ZM170 244V243H169ZM210 244V243H209ZM212 244V243H211ZM210 244V245H211ZM87 245H88V243H87ZM171 245V244H170ZM178 245V244H177ZM198 245V244H197ZM218 245V244H217ZM83 246H84V248H83ZM225 246V245H224ZM71 247H74V246H71ZM159 247V245H157V248ZM210 247V246H209ZM214 247H216V246H214ZM87 248V247H86ZM161 248V247H160ZM169 248V247H168ZM171 248V247H170ZM203 247H200V250L202 249ZM210 248H212V247H210ZM71 249V248H70ZM111 249H112V247H111ZM167 249V248H166ZM173 249V248H172ZM171 249V250H172ZM222 249V248H221ZM65 250V251H66ZM72 250V249H71ZM105 250V249H104ZM126 250V249H125ZM146 250H148V251H150L149 250V248L147 247V249ZM154 250H155V248H154ZM160 250V249H159ZM178 250V252L177 253H179V249H177ZM197 250H199L198 248H197ZM207 250L209 251L208 253H206V256L209 254L210 255V250L208 249V246H207ZM207 250H206V252H207ZM218 250V249H217ZM130 251V250H129ZM147 251V252H148ZM156 251V250H155ZM161 251V250H160ZM165 251H167V250H164V252ZM181 251H182V249H181ZM203 251V250H202ZM201 251V253H202V257H201V255L199 256L203 261H204V255H203V253L205 252V251H203L202 252ZM211 251H214L213 249L211 250ZM107 252H109V251H107ZM140 252V251H139ZM157 252V251H156ZM197 252H199V251H197ZM196 252V253H197ZM216 252V250L214 251V253ZM220 252V251H219ZM225 252V251H224ZM223 252V253H224ZM133 253V252H132ZM150 253V252H149ZM195 253V252H194ZM193 253V254H194ZM74 254V253H73ZM155 254V253H154ZM153 254V255H154ZM161 254V253H160ZM165 254V253H164ZM172 255H173V252L171 253ZM191 254V253H190ZM211 254H212V252H211ZM219 254V253H218ZM222 254V251H221V253H220V255ZM225 254V253H224ZM223 254V255H224ZM68 255V254H67ZM67 255H66V258H67ZM69 255H71V257H72V254H69ZM75 255V254H74ZM74 255H73V258H75L74 257ZM161 255H163V254H161ZM170 255V254H169ZM217 254L215 253V258H217L218 256H216ZM147 256V255H146ZM165 256H166V254H165ZM3 257V258H2ZM69 257V256H68ZM101 256H99V258H100ZM151 257V256H150ZM149 257V258H150ZM169 257V256H168ZM172 257V256H171ZM195 257V256H194ZM198 257V258H199ZM210 257V256H209ZM213 257V256H212ZM219 257H222V255L221 256H219ZM224 257V256H223ZM226 257V256H225ZM81 258H82V256H81ZM126 258V257H125ZM163 258H164V255H163ZM215 258H213V259H215ZM256 258V257H255ZM258 258V257H257ZM152 259H154L151 263H149V264H162L161 263V259H162V257L160 256V255H156V256H154ZM171 259V258H170ZM195 259V258H194ZM213 259H211V260H213ZM220 259V258H219ZM222 260L224 259V258H221ZM220 259V260H221ZM263 259V258H262ZM66 260V259H65ZM75 260V259H74ZM74 260H70V261H74ZM148 260H150V259H148ZM193 260V259H192ZM208 260V259H207ZM211 260L209 261L210 262V264H212V262L214 263V261H212L211 262ZM254 260V259H253ZM77 261V260H76ZM75 261V262H76ZM109 261V260H108ZM196 261V260H195ZM197 261H198V259H197ZM219 261V260H218ZM217 261V262H218ZM224 261V260H223ZM1 262H2V260H1ZM66 262V261H65ZM97 262V261H96ZM192 262V261H191ZM208 262V261H207ZM207 262H206V260L204 261V263H206L207 264ZM209 262H208V264H209ZM216 262V263H217ZM219 262H221V261H219ZM218 262V263H219ZM67 263V262H66ZM65 263V264H66ZM131 263V262H130ZM132 263H134L133 261H132ZM137 263V262H136ZM141 263H143V261L141 262ZM147 263H148V261H147ZM193 263H195V264H197L198 262H193ZM203 263V264H204ZM217 263V264H218ZM224 263V262H223ZM260 263H261V261H260ZM259 262L257 263V264H260ZM144 264V263H143ZM191 264V263H190ZM200 264H201V261H200ZM215 264V263H214ZM220 264H222V263H220ZM226 264V263H225ZM241 264V263H240ZM250 264H253V262H251Z\"/></svg>",
	"mask_w": 264,
	"mask_h": 264
}]
</instances>
